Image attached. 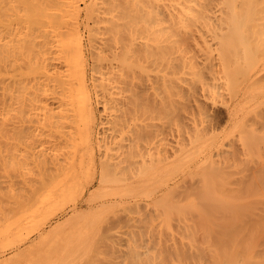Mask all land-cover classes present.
<instances>
[{"label":"bare ground","instance_id":"6f19581e","mask_svg":"<svg viewBox=\"0 0 264 264\" xmlns=\"http://www.w3.org/2000/svg\"><path fill=\"white\" fill-rule=\"evenodd\" d=\"M133 1L134 2H132L131 0H0V144L2 145V142L7 143L9 146L8 145L7 146L4 145V146L10 147L12 145V142H11V144L9 143L11 141L9 138H14V141L12 140L13 143L15 142L14 144H18V145L21 144V145H19V147L22 146V144L25 145V147H23L24 148L23 153L20 151L21 154L16 152V154L14 156H11V155L7 154V151L5 154H3V153L0 154V167H2V166L5 167V168H1V170L4 169L6 172V175L4 174L5 172L0 173V175L2 174L1 176L5 175V177L8 176V178H10V181L8 180V178L6 179L9 181V183H6L7 181L5 180V178H4L5 181H2V178H1V181L5 182V184L7 186L5 184L4 185L1 184L2 188L4 187V191L3 190L0 191V204L5 203L2 207V209H3L2 211H6L10 215L14 214V215L18 216L20 214L19 220L21 222H23L24 225H27L29 223V225L32 224L31 227L33 226V227L37 228V232H36V234L34 233L35 235L33 237L23 236L24 234L19 236V237H21L20 240H23V241H21L22 242L21 244H25V243L30 244V243H33L37 240L38 241H40V240L44 241L45 239H47L46 238L47 234L49 237H51L53 235V232H52V235L50 236L49 231L51 230L52 227H54L56 225L59 226L60 229L57 226H56L57 228L56 227L55 228L59 229V232L62 233L61 229L64 228L65 226L67 228V225L70 224L68 222H70V221H71V223L73 222L72 220H67L65 218H67L68 215L72 214L71 217L74 216L76 219V216L73 214H76L77 212H79L81 210L79 208L81 207L82 203L81 204L74 203V204H72V206H70V208H67V209L62 208L64 210H62L61 214H59L57 217H55L54 222L49 221V220L44 221L41 219V216L45 217L46 216L45 214L49 215V213H46V212H48V209L57 208L56 205L58 206L60 202L64 203L63 202L64 197L68 196L71 192H73V193L80 192L82 195H84V196L86 195L88 197H89V195L92 196V192H95L93 188H95L96 186H100L99 184H101V181H104L102 179H106L105 181H108V183L112 182L113 179L114 180L117 179V177H118V175L116 174L117 172L111 173V170H113L115 172L116 168L119 169L118 167H119L120 163L122 162V160L125 161V158L127 159V157L137 155L138 152H139L138 153V157H139L140 152H143L142 149H140L142 147L136 146V148H137L136 149L134 146L135 143H133V142L129 143V145H126L124 143H123L124 145H122L121 144L122 142L121 143L118 142V144L119 145L121 144L124 148L122 146H120L121 149L118 148L119 146L117 144L118 150H115V148L113 149V147H112V150H115L116 152L111 150L110 151L111 153L109 152L107 154V153H104L103 151H100L101 150L100 148L104 146L103 144H105V142H104L105 140L104 139L100 140L101 134H99L100 131L99 132L97 131V127H98L97 125H99V126L104 125L105 120L104 121L98 120V114L96 111V106L101 107L100 111H102V110L106 111L108 108H111V110L113 109L112 112L114 111V113H112V112H110V113L114 114L115 117L113 119H115V118L116 119L111 122V125H109V127L107 125L106 126L109 129L111 128L110 126H112V130L116 131V132L119 130H123L125 128L124 127L125 123L129 124V123H127V121L131 120V117H132L131 115L137 114L134 112H137L136 110H138L137 108L141 104V102H140V104L137 105V102H139L137 99H139L142 96V94H140V93L143 90L146 91V89L148 87L152 88L153 82H155V81H154V79L152 80L151 78H149L150 77L149 75H146V78L142 82V84L140 81L137 83L136 82L137 78L141 79V77H138V74H137L136 79L134 81V78H135L134 75L136 74L135 71L137 72V70H136L137 68H139V70L140 69L144 70V72L149 71L150 65L148 64V62L151 63L150 60L153 61V58H152L154 55L153 52L155 51V53H156V50L152 47L153 45L152 46H150V45L154 41V39H156V36L158 37L157 39H159V37H160L158 33H160L161 30L159 29L158 33L156 32L157 29L155 30V26L157 27L159 25V24L157 25V23H159L158 21L166 22V23L170 24V26L175 25L176 23L179 24L177 26H178V28L179 27L181 28V31H179L180 28L179 29L176 28L174 30H177V32H179L178 33V35H179L178 41L180 42L179 44H182L183 46L176 43L177 40L174 42L176 43V45L178 44L177 45L178 49H180L179 46H181L187 50L186 56L183 54L182 51H181L182 52L181 55L175 54V56H173L172 46H170L171 48L169 47V49L167 50V51H169L171 49L169 52L170 54H168L167 51L164 50L165 48L166 49L168 48L167 45H163L162 43L160 44L159 43L160 39L155 40V43L160 44V46L162 47V50L165 51L164 54H166V57H165L163 52H161L162 50H160L161 49L160 46L158 47V45L154 43V45H157V48H159L157 50L158 51L160 50L159 53L156 54L158 56V58H159V55H162V54H163L162 56L165 57V59L163 57H161V58H162V60L163 59L165 60V61L164 60L163 61L166 62V67H164L163 63L161 64V65H163L164 71L160 75V77H158V81L161 84H163L165 87L169 81H172V82H169L172 84L173 80L177 81L175 79V78H177L179 82L178 83L176 82L177 83L176 86L179 87L181 90H182L181 86H183L184 83H185V85L187 84L186 88H192V87L194 88V86L189 85V82L186 81L187 80L186 77L191 75V71H192L191 67H193V68L196 67L197 69L194 68V71L197 70L196 72L199 73V75L202 72H204V70H208L210 77H212V78H214L217 75L218 71L221 72V71H225L224 69H226L228 74L231 77V74L234 72L233 71L231 73V71L233 70V68L235 69L236 65L238 66V63L236 61L239 60L238 62L240 63V60L241 59L243 60L242 57L247 59V60L245 59V61H247L246 65H244V63H245L244 61H241L242 63L244 62L242 66H244V67L246 66L245 67L246 72L244 71V67H243V71H242L243 74H246V76L242 74L246 78L242 77V80H243V78L244 79H250L251 78L253 82L255 81L256 83H258V81H256V80H260L264 76V50H263L264 48H263V44H262V43H264V42H262V41H264L263 40V38H264V0H168V1L163 0L164 2H162V0H133ZM130 4L133 7H134L133 4H135L134 10L129 11L130 9H128V12H127L126 10L125 11L123 10V9H125V7H123L122 10L115 11L118 14L113 12V10L116 7L118 8L119 6H127ZM121 11H122V13H121ZM127 13H128V16H133L135 18H133V19H127L126 18L127 21L122 20L123 16L121 14H127ZM117 15H119V17L121 19ZM161 16H162V18H166V19L160 20ZM163 22H161V24ZM168 24H165V25L162 24V26H166ZM170 26L168 25L169 28H170ZM151 27H153V28H151ZM170 31H171V29H170ZM84 32L87 33V37L85 39L83 38ZM142 32H144V33L147 32L146 35L147 36L152 35L153 38L148 36L149 38H152V39L147 40V39H144L146 37H143V40H141V44L137 43L135 41L136 37H137L135 34H137V33L141 34ZM148 32H151V33L153 32V34H150ZM166 32L167 31L165 29L164 34ZM119 33H120V37H119ZM171 33L172 32H170L169 34H167V33L166 34L172 35L173 33L172 34ZM174 33H176V32H174ZM176 35L177 34H174V37ZM154 36H155V38H154ZM138 37H139L138 39L142 38L141 35H139ZM260 39H262L261 40L262 43H260ZM111 40L113 41V43L111 42ZM151 40H152V42L149 43L148 41H151ZM108 42H109V44H107ZM167 42L172 44L173 41L170 42V40H169ZM254 43L257 44L254 46V47H256V49L254 47L249 48L250 50L252 49L254 52H252V50H251V52L244 54L241 57V55H242L241 50L243 51V50L247 49L248 45L250 46L251 44H254ZM137 44H138V46H137ZM173 46H174L173 48H175V45H173ZM197 49L199 51H197ZM259 49L261 52L259 51ZM93 50L95 53L91 54V59L89 58V60H91V61H89L87 58L88 55H86V52L92 51V53H93ZM194 50H196L195 52H199L200 54L202 52L201 50H205L206 52L203 51L202 56H200V57H203L204 56L203 53L205 52L204 58L206 57V59L204 61H201V62H200V60L197 61V59L200 58V57L198 58L199 53L198 54L196 53L197 54V59H196L195 58L196 54L194 55V53H193ZM212 50L213 51L217 50L218 56L213 55ZM256 50L258 51L257 53L259 54V55L256 54V56L258 55L259 58L255 56ZM138 53H139V55L142 54L144 56L143 57L140 55L141 58L143 57V58H146V60H148L147 63H145V65L143 63H142V65L141 64L136 65L135 61L137 59H135V57ZM182 54L185 57H183ZM157 56H156V58H157ZM252 56H255V57H252ZM149 58H151V59H149ZM156 58H155V60L157 61L158 58L157 59ZM255 58L257 60L256 64H254L255 62L253 61ZM146 60L144 59V62H146ZM162 60H161V62H162ZM158 61L160 63V59ZM158 61L154 62L155 65H156V63L158 64ZM231 61L236 62L237 64L234 63V65H235L234 66ZM229 63L231 65H233L232 67H230L232 70L229 69V67L227 69V66ZM249 63H252V65L254 64L253 67H250L251 64L249 65ZM186 65H187L188 69L190 68V71L188 69H185V70L183 69V68H186ZM247 65H248V67H247ZM156 67H158V66H156ZM249 67L252 69H254L255 67L256 68L254 70L251 69L252 70L251 71V70H249L250 69ZM150 68H152V67H150ZM153 68L156 69L155 67H153ZM238 68L239 67H237V69ZM246 68H249V69H246ZM151 70H153V69H151ZM161 70L158 71V75H159V72ZM187 70L190 72V74ZM247 70H249L251 72H249L247 74ZM183 71L185 72V74H187V75L184 74V76H186L184 78H186V79L181 78V77H183V75H181L183 73ZM144 72L140 73V74L143 75V74H145ZM236 73H239V72L236 71ZM146 74H148V73H146ZM152 74H154V73H152ZM202 75H203V73H202ZM204 75H206V74H204ZM239 75H241V74H239ZM256 75H257V77H256ZM192 76H194L193 78L195 80V75H192ZM219 76L221 77L222 75H219ZM219 76L217 75V77H219ZM236 76H238V75H236ZM191 77H188V78L191 80ZM197 77L199 78V76H197ZM258 77L259 78L261 77V78L259 79ZM212 78H211V80H212ZM222 78H224V77L222 76ZM232 78H233V76H232ZM240 78H241V76H240ZM182 79L185 80L184 83H182L183 85H181V82H183ZM263 80H264V77L262 78V80H260L259 84L262 83L261 81H263ZM222 81H225V80H222ZM252 81L249 80L248 83H251ZM206 82H208V81H206ZM253 82L251 84H253ZM198 83H202V81L201 82L199 81ZM225 83L227 84V81H225ZM225 83H223V84H225ZM232 84L233 83H231V85ZM188 85L191 87H188ZM255 85L256 84L253 85V89L255 88L254 87ZM218 86H219V84H218ZM168 87L172 88L171 85ZM168 87L166 88L167 90H168ZM200 87L201 86H199V88ZM238 87H240V86H238ZM238 87H236V88H238ZM158 88H159V86H158ZM186 88L184 89V87H183V91L186 90ZM199 88H197V90ZM209 88H208V90H211ZM259 88L261 89V87H259ZM259 88H258V90H259ZM263 88L261 89L262 92L264 90ZM246 89H247L246 91L248 92V90L251 88L249 87ZM156 90H158V89H156ZM187 90H190V89H187ZM214 90H215V88H214ZM214 90L212 89V91L216 94L218 90L216 92ZM254 90H255L254 92L258 94V92H256L257 90L256 89H254ZM203 91H205V90L203 89ZM235 91H236V89L234 90V92ZM161 92H158V93H161ZM187 92L185 94H187ZM243 92H245V91H243ZM153 93H155V92H153ZM208 93L209 92H207L205 94H208ZM220 93L223 94L225 92L223 91ZM260 93H261V91H260ZM168 94H170V91L168 92ZM168 94H167V97H169ZM175 94H176V92H175ZM175 94H173V93L170 94L171 99H172V95H175ZM222 94H220V95H222ZM180 95H181V93H179V97H182ZM189 95H191V93H189L187 95V98L185 96V98L187 99L188 105H189V102L191 101L190 100L191 97H189ZM199 95H198V97H199ZM191 96H193V95H191ZM208 96H209V94H208ZM250 96H251V94H250ZM253 96H255V98H257L256 94ZM257 96L259 97V96H261V94L257 95ZM156 97H157V95H156ZM261 97L263 98V101H264V97L263 96H261ZM162 98L163 99L160 98L159 100L160 101L163 100L164 102H166V99L164 100L165 97H162ZM255 98H253L255 104H257V105L259 104L260 106L262 103L264 104V102L262 101V98L258 99L259 102H257V99H255ZM188 99L190 101H188ZM230 99H228V100H230ZM247 99H248V101H250L248 97H246L245 100H247ZM260 99H261V102H260ZM173 100H174V102L176 101L175 98ZM201 100L199 101L197 98H195L196 103L194 102V99L190 103L193 104V102H194V104L198 105L199 109H203L205 106H203L204 104L203 105L201 104L202 103ZM208 100H210V99H208ZM255 100L257 103L255 102ZM160 101H159V103L162 105L163 102H160ZM179 101L181 102L182 100H180V98H179ZM183 101L186 102L185 100H183ZM223 101H225V99ZM241 101H243L246 104L248 102V101L246 102L244 100H241ZM205 102H207V101H204V103ZM215 102L216 101L214 100V101L209 102V103H212L214 105ZM243 102H241V104ZM252 102H253V100H252ZM145 103H146V101H145ZM249 103H248V105H250ZM254 103H253V105H255ZM54 104H56V105H54ZM160 104H157V105L161 106ZM178 104L179 103H177V105ZM226 104H227V102H226ZM163 105L166 106L168 104L164 103ZM163 105L161 106V108L163 107ZM231 105L234 106L233 104H231ZM240 105L234 106L235 109L232 106H229V108L232 107V110L231 111L229 110V112H227L228 116L227 115L226 116L228 118V121L231 122V125L234 124V126H236V125L240 126V119L237 115V111L241 110V108H242V106L240 107ZM152 106L154 107L153 104H152ZM183 106H185L184 103H183ZM193 106L195 108L196 105H193ZM243 106H244V104H243ZM245 106H247V105H245ZM142 107H143V105H142ZM153 107H152V109H153ZM175 107H176V105H175ZM206 107H207V105H206ZM236 107H239L240 109L238 108L239 109L238 110V109H236ZM145 108H147V109H145ZM148 108L149 107L148 106L146 107V105H145L142 109L148 110ZM176 108H178V107H176ZM255 108L256 107L254 106V109ZM242 109H244V108H242ZM177 110H179V108L176 109L174 112L176 113ZM149 111L150 110L146 111V113ZM245 111H249L248 113H250V109L249 110L245 109ZM258 111H260V110H258ZM240 112H242V111H240ZM152 113H154V112H151V116H152ZM172 113H170V114H172ZM204 113H206V112H204ZM140 114L141 113H140V109H139L137 115H140ZM176 114L178 115V111ZM250 114H252V112ZM262 114L260 113V115H258V116L256 115L255 116L256 118L254 117V115H255L254 114L253 120L252 119H250V120L254 121L255 119H257V120H255V122L257 121L256 124L263 126L264 125V114L263 115ZM99 115H101V114H99ZM145 115H147V114H145ZM177 115L175 116L176 118H175L174 124H176V122H177L176 120H178ZM182 115L183 114H181V117L183 118ZM239 115H240V113H239ZM243 115L246 116V114H241V118L245 119V120H242V119L241 120L243 122H246V120H248L247 119L248 117H245ZM140 116H138V119ZM164 116H165V114H164ZM111 117H113V116H111ZM181 117H178V118H181ZM128 118H130V119L128 120ZM171 118H173V117H171ZM84 119H86V121ZM181 119L179 121H181ZM132 120H134V119L132 118ZM250 120L248 121V122H250L249 124L243 123L241 121L242 122L241 126L242 125L245 126L246 124L248 126L250 124L252 125L254 122L252 123ZM82 121H84V122H82ZM170 122H171V120H170ZM134 123H136V122H134ZM145 123H146V125H145ZM145 123H141V124L137 123L138 125L136 124L135 127H134V125L132 127H134V130H136V131L138 128H139L138 131L141 129L142 132H139V133H141L142 135L145 132H147V134L145 133L144 135L149 134L152 136V137L149 135L145 136L146 137L145 139H147V141H144V143H145L144 145L142 144L143 150L147 149L148 151H151L152 148H154L153 143L156 142L155 137L157 138L159 136L157 138V140H158L157 142H159V138H160V140L162 139L161 142H159V144H160V143H162L163 140L165 141L164 136L165 137H166V135L169 136V134H165V133H168L169 131H166L167 130L166 128H168L167 123L162 125V127L160 126V128L158 127V125H157L158 128L154 127V125H153V127H151V132L147 127H145V126H150V124H147L148 122H145ZM178 123H179V125L182 126V124H180V122H178ZM184 123H187V122H184ZM212 123L215 125L214 122H212ZM142 124H143V126L145 125L144 126L145 128H143L141 126ZM157 124H158V121H157ZM213 124H212V128L214 127ZM221 124H222V122H221ZM171 125H172V122H171ZM176 125H178V124H176ZM247 125L244 127V129L246 128L245 130H247V129L248 130L242 131L244 129L241 128L242 129L241 131L243 133L247 132V134H248L250 127L248 128ZM253 125H255V124H253ZM181 126L177 127L178 130H180ZM185 126H187V125H185ZM107 127H105V129H107ZM231 127H229V128L233 129ZM252 127L256 128V125L251 126V128ZM175 128L176 127L174 126V128H172V129H175ZM142 129L147 130V131H145L143 133ZM153 129H155V131ZM172 129H170V127H169L168 130H170V132H172V131H174ZM211 129H210V124H209V128H208V126L206 128H199L198 133L201 134L202 136L206 135L209 132H210V134H213V132H215V131H213L211 133V131H210ZM237 129L240 130V128H237ZM100 130H101V128H100ZM252 130H250V131H252ZM105 131H104V133H105ZM110 131H111V129H110ZM113 131L110 134H112ZM175 131H177V130H175ZM188 131H189L188 133H190V130H188ZM231 131H233V130H231ZM241 131H239V132L242 133ZM129 132H131V130ZM153 132H155V133H153ZM181 132H179V131L175 132V134H177L176 136H178V133L180 135ZM193 132H192V134H193ZM225 132H226V130H225ZM258 132H259V130H258ZM106 133H107V131H106ZM151 133H153V134H151ZM172 133H174V132H172ZM172 133H170V134H172ZM183 133H185V131H183ZM183 133H182V136H183ZM231 133L232 132H230V135H232L234 132L232 134ZM136 134H138V133L136 132ZM187 134L185 133L184 135H187ZM194 134H196V132H194ZM194 134L192 136H194ZM197 134H196V137H198V138H196V137L192 138V136H190L191 138H188L189 142H187V144L189 143L188 146L190 145V147H191L193 145V143H196L198 141H200V142L196 143L190 150H187L186 149L187 147H186L185 148V150H187L186 154L189 152L191 153V150L192 151L193 150L201 151V149H205V152H204V154L199 152L200 154H203V155H201V157H200V155H198L200 158L199 161L197 160L198 161L197 162L195 160L196 163H194V165L187 167L188 168L187 171H189V173H191V176H192V174L197 173L199 171L198 170L199 168H200L201 172H202L201 169H203L204 171L206 170L204 172L205 174H203V172L202 173L199 172L201 175L203 174V176L204 175L207 177L209 176L208 178L201 176L203 178H206L205 180L202 178L203 182L204 181L206 182L207 179H210L214 175V174L212 175V173L218 172L220 174H226V175H224V177H226L225 183L223 182L221 188L219 189V191H221L222 193L224 192L227 195H230L233 193L235 196L236 193L238 192V190L240 189L239 187H241V186H242L241 188L244 189L245 192L247 191L246 189H248V191L250 189V191H251L252 187H250V188H249V186H247L248 188L246 187V185H247L245 183L246 179L244 180L245 182H242L243 179L245 178V177L243 178V176H245V174H242V175L239 174V177L241 175L243 178V179L240 178V179H242V181L238 179L239 182L237 180L236 181H233V180L230 181L227 178V177L232 178L233 176H235L236 174L234 173V171L237 172L238 170H241L240 166L238 167L237 170H234V169L237 166L236 161L239 160V162H240L242 157H243V156L240 157L241 156L240 154L245 155V153H246L244 148H242L243 150L241 149L242 151H239L240 149H238L236 146H234L235 144L234 145L232 144V143H234V142H232V140H231L232 143L230 141H228L231 144H229L230 146L229 145H227V146L231 147V150L233 149L234 151L231 152V151L227 150L228 153L229 152L231 153V154L230 153L227 154L226 149H225L224 158H221V160L217 159V161H215L214 159H212V157L214 155H216L215 154L216 150L220 153V151L218 149L222 148L221 146H220V148H218V149L216 148L215 150L213 148V147H217V141H218L217 134H216V137H213V139L211 137V139H210L211 146H209L207 148H206L207 145L205 146V143H203V141L201 142V139L198 140L200 137ZM223 134H225V133H223ZM104 135H106V134H104ZM173 135H170V136L173 137ZM188 135H190V134H188ZM220 135H222V134H220ZM228 135H229V133L227 132L226 136H228ZM230 135H229V137H230ZM248 135H250V134H248ZM255 135H254V137H252V136L251 137L255 139V137H256ZM73 136H74V138H72ZM135 136H137V135H135ZM176 136L174 138H176ZM182 136L180 135V137L178 138V140H179L178 144H180V145L185 144V146H186L187 144L185 141L187 140L186 139L187 136H185L186 137L185 138L186 140H184L185 143L183 142V139H180V138H182ZM78 137H80L82 139V141H84V144H85L84 146L86 147L85 150H86L87 158L89 161L88 163H91L94 167H96V169H97L96 171H98V177L96 176L94 178H91V180H89L88 182H86V183L84 182L85 183L84 185H82L80 183V181H78L77 179H78V176H79L78 173L81 170V167L83 166V164H85L84 161L86 160V158H85L86 155L85 156L83 155L85 150L82 152L83 154L81 153L79 155L80 157L76 155L77 153L75 154V152H77V151H75L76 147H75V150H74V148H72V150H70V151L66 148L68 151L65 152L63 150L65 153H57V152H54V150H53L56 146L59 147V145H61V144L66 145V146H62L63 148L67 147L68 144H71V141L73 139H74V141L79 140ZM102 137L104 138L105 136L102 135ZM149 137L152 140L151 144H150L151 140ZM244 137L248 139V137H246V136H244ZM107 138H108V136H107ZM107 138H106V141L108 142L109 139L107 140ZM153 138H154V140H153ZM241 138L245 139V138H243V136H241ZM8 139L10 141H8ZM137 139L139 140L140 138H137ZM191 139L195 140V142H193L194 140L192 141V145H191ZM102 140H104V141L101 143ZM138 140H137V142H138ZM148 140H149V144L146 143V142H148ZM253 140H251V141H253ZM153 141H155V142H153ZM219 141H221V140H219ZM241 141L242 140L240 139V142ZM243 141H245V140H243ZM134 142H136V141H134ZM169 142H170V140H169ZM169 142H166L167 144L163 142L165 145L164 146L162 145V146L163 147L168 146ZM173 142H174V144L172 147H171V145H172L171 143H170L171 145H169L171 148H173V147H175V145H177V144H175L176 143L175 141H173ZM95 144L97 145V147L99 148V151L102 152L103 155H101V153H99V155H101V156H98V155L94 156L95 152H96L95 151V146H96ZM197 144L202 145V146H199ZM221 144H224V142ZM237 144L239 145V143H237ZM136 145H137V143H136ZM155 145H157V144H155ZM180 145H177L176 149L173 148V151H170L171 149L169 147H166V148H168V151H170L169 154L172 155L171 153L175 152V150H177L179 147L180 148L178 149V151L181 150L182 145L181 146ZM232 145H233V148H232ZM241 145H242V143H241ZM185 146L183 145V149ZM198 146H199V148H198ZM203 146H204V148H203ZM243 146H245V145L243 144ZM254 146H255V144H254ZM12 147H13V145L10 148H12ZM71 147H72V145H71ZM71 147H69V148H71ZM194 147H196V148H194ZM234 147H236V148L234 149ZM1 148L4 149L3 147H1ZM80 148H82V147H80ZM5 149L7 150L8 148H5ZM78 149H79V147H78ZM102 149H104L105 152H108V149H111V147L109 145H107V143H106V145ZM158 150L159 151L157 153H159L160 150L162 152V149H158ZM163 151L165 152V151H167V149L163 150ZM178 151L175 152V154L178 153ZM197 151H196V153H198ZM255 151H256V146H255ZM263 151H264V149H263ZM164 152H163L164 156L158 155V154H157V156H155L157 158H151V156H150L151 161H152V159H154V160L156 159V161H158V163H160V167H159V164H156V163H155L156 166H154V163L150 162V160H149V163H151V165L150 166H149V164L146 165L147 162H145V163H143L144 168H141V170H144L145 168L148 169V167H149L150 169H148V170L146 169L144 172L149 174L148 172L151 171L150 172L151 176L153 175V173H155V171L156 172L161 171V173L158 174V176L161 175L163 171H166L165 175L167 177L171 174H174L176 172L175 167L173 169L174 172L172 171L173 173L169 174L170 173L169 169L171 167L172 162L171 163L169 162L170 161L169 160L170 158L168 157L169 155L167 156V158H168L167 159L165 157L167 153L164 154ZM193 152L195 153V151H193ZM222 152L223 151H221V153ZM247 152L249 153V155H246V156L250 157L251 152H249V150ZM256 152H258V151H256ZM79 153L80 152H78V154ZM144 154H146V153L144 152ZM159 154H161V153H159ZM184 154H185V152H183L180 156H182ZM186 154H185V158H189L190 157L189 155H191V154H188V157H187ZM257 154H255V155H257ZM173 155H174V153H173ZM178 155H177V157L180 158V156H178ZM159 156H160V158L161 157L163 158L164 162L161 161L160 158H158ZM172 156H171V161L173 160ZM173 157H176V156L174 155ZM216 157L219 158V156H216ZM216 157H214V158H216ZM249 157H248V159H249ZM157 159H159L160 162ZM176 159H174V160H176ZM178 160H180V159H178ZM190 160H192V159H190ZM249 160H248V162H249ZM253 160H257V159L253 158ZM130 161H128L129 163L127 162L128 164L125 163L126 168L124 167L125 165H123V166L121 165V166L124 167V169H127L128 168L127 165L131 164ZM243 161H244V159H243ZM243 161L241 162L242 164H243ZM138 162H140V161H138ZM162 162L165 164L162 165L163 164ZM180 162L182 163V161H180ZM232 162L233 163L236 162L235 163L236 166H233V167H235L234 169H232V165H234V164H232ZM135 163L136 162H134V164ZM175 163H177V162L175 161L174 164ZM181 163H178L177 165L176 164L175 165L180 167ZM136 164H138V163H136ZM140 164H141V162H140ZM166 164L169 166H167ZM251 164H253V163H251ZM27 165H31V167L29 166L31 168V172H32L30 174H32L33 177L31 176V178L30 177L24 178V177L19 176V174L18 175L16 174L18 172V170L21 171V169H22V171H23L24 168H25L23 171L24 173L23 172H21V173L25 174V170H27L26 169ZM161 165L163 166V169H162ZM140 166H142V165H140ZM164 166H165V168H164ZM262 166H261V169H258L259 171L262 170V168H263ZM151 167L152 168L157 167V168L155 170V169H152ZM179 167H177V169H179ZM252 167H253V165H251V167H249V168H252ZM6 168H8L11 171L13 170V172L11 173L10 171H6L7 170ZM166 168H168V169H166ZM185 168H183V170ZM135 169H136V167H135ZM138 169H136V170H138ZM171 169H172V167H171ZM245 169L241 170L242 173H243V171H245ZM14 170H16V172H14ZM141 170L138 172V174L141 172ZM247 170H249V169H247ZM255 170H254V172H255ZM117 171L119 172V170H117ZM7 172H10V173H7ZM26 172H28V171H26ZM131 172H135V171L131 170ZM144 172H142L141 174H145ZM239 172L240 171H238V173ZM251 172H253V171L251 170L248 172L249 175L251 174ZM257 172H255V173H257ZM13 173H15L16 175L12 176ZM18 173H20V172H18ZM28 173H26L27 176L29 175ZM178 173H179V175H178ZM178 173L176 172L178 177H177V175H176V177L175 176L174 177L169 176V178L171 177V180H170L171 182H167L165 184V187L163 189L159 190V191H162L163 195L165 193H169L170 192L169 190H171V192H173V193L170 192V195L167 194L169 196V198H167V200H165L166 203H164V206H163V203L161 201L158 202L159 204H162L163 207H165L167 204L165 211L167 212L168 218L163 221V223L166 222L167 224L166 223L160 224V226H159V224H158L159 221L154 217V219L157 220L158 222H156V223L154 222L156 225L153 223L152 226H154V225L157 226V224H158L159 228H164L163 226L165 225V228L162 229L164 231V234H165V230L169 231V229H166L167 228L166 225H168V226L170 225V226H173L174 228H176L175 227V224H176L177 225L176 229H173V227H171V229H173L174 232L180 231L178 229V226H180L179 228H181V226H183V228L181 229L182 232L180 231L182 236L179 234V232L174 233L173 231H169V233L170 234L174 233L177 236V238L179 240L178 239H171V240H175V242H176V240L181 242L180 238H179L180 236L184 239V242H181V243L177 242L178 244L174 243V244H172V246L175 249L174 250L175 253L178 255L186 254V250H187V252H189L190 257L184 256L185 258L187 257L185 264H187V263L192 264L193 262L195 264V261H197V259L195 257H194V259H191L192 256L194 255V254H192V256H191V254H190L191 252L192 253L197 252L196 254H200L201 252L205 253L206 251L208 252L209 258L211 259V264L212 263L213 264H264V254H263V250H264L263 241L264 240H262L263 236H264V233H262V232H264V216L262 219V213H261V211L263 212V210H264V205H263L264 203H263L262 199H260V201L255 200V199L262 198L264 196L260 197L259 195H261V194H258V195L255 194V193H258V192H256L257 188H255V186H254L253 187L254 191L253 190L251 192L249 191V194H248V191L246 193H243V195L241 193H239V194L237 193L236 198L235 197L234 198L236 200L238 196H239L238 198H240V195H242V197H243L246 194H247V197L249 198V195L251 193H254L257 197L259 196V198L255 197L253 194H251L252 197L255 198V199L252 198L253 200H255L256 202L258 201V203L261 202V200H262V202H261L262 204L260 203V205L262 206L263 210H261V208H259V210H261V211H259L258 209H256V207H254L258 203L256 204L255 201L252 202L251 197L249 198V199H251V201L250 200L248 201L246 196L243 197V198H246L245 200H243V198L241 197L242 199L241 198L240 199L243 200V202H244V204H243V202L240 203L242 205L237 204V202L235 200H233V201H235L236 203H233L230 201V199H234V198H231L229 196V198H230L229 199V198H226V195L224 196L221 194L216 197L217 198L216 201H212L213 200L212 198H214L213 196H215V195H213L214 182H212L213 184L210 182L214 180L215 176L212 177L213 179H210L209 181L207 180L208 183L204 182V184L206 185V189L202 187V186L205 187V185H202L203 184L202 180L200 178L198 179V180H200L199 182H201V183H199V195L202 196V194H200V191L203 188V190L205 189L203 191L204 193L202 192L203 194H205L206 191H207V193L208 192H210V194L212 193L211 196H210V194L209 195L206 194V195H208L209 199L206 196H203L204 198L202 197V200L203 199L204 200L202 201L201 198H199V196H198V198H195L194 197L195 195L194 196L192 195L193 197L189 198L190 194H192V193L195 194L194 193L195 188L192 187L190 184H188L189 186L188 185L186 186L187 182H184V184H183V182H181V180L182 179L185 180V177H186L185 173H182V172L180 173L179 170H178ZM232 173H234L235 175L233 174V176H232ZM248 173H247V175H248ZM112 174L113 175L116 174V178L114 177L115 175L112 176ZM163 174H164V172H163ZM230 174L232 177L229 176ZM260 174H261V172H260ZM263 174H261L260 177L263 180V184H264V176H262ZM62 175H64V176H62ZM186 175H187V173H186ZM9 176H11V177H9ZM23 176H26V175H23ZM127 176L128 175H126V178H127ZM166 176L164 178H166ZM187 176H190V174ZM191 176H190V178H191ZM13 177H15V178H13ZM16 177L20 178L18 180V182H17V180L13 181L14 179H17ZM148 177H149V175H148ZM122 178H123V180L125 179L124 177H122ZM235 178H237V176ZM186 179L189 180V178H186ZM258 179L260 180V178H258ZM178 180H179V184L182 183V185H185V186H181V184L180 185L178 184L179 185L178 187H176V186L174 187L172 184L173 183L176 184ZM145 181H147V180L145 179ZM164 181L166 182V179H164L162 182H164ZM251 181L253 182V180H251ZM131 182H129L130 184L129 183L128 184L131 185ZM147 182H145V183H147ZM254 182H255V180H254ZM115 183L116 182H114V184ZM135 183L138 184V181ZM145 183L144 184L142 183V184L145 185ZM242 183L246 184L245 187L242 185ZM128 184H127V186H129ZM150 184H152V183L149 182L148 185H150ZM200 184H201V188H200ZM208 184H211V185H208ZM118 185H119V183H118ZM101 186H103V185H101ZM124 186H126V185H124ZM207 186H209V187H207ZM261 186H263L262 187V189H263L264 185L261 184ZM121 187H122L121 185L119 187L112 186V185H111V188L106 187L105 189L109 188L111 190L108 191L109 190L108 189L107 190L108 192L105 194H110V195L116 194L117 195L118 191L125 188V187H122V188ZM129 187H127V188H129ZM135 187H136V185H135ZM135 187H134V190L139 188V186H137L138 188L137 187L135 188ZM97 188H99V187H97ZM116 188L117 189L119 188V189L117 190ZM144 188H146V186ZM148 188H149V186H148ZM173 188L175 189L174 191H172ZM207 188H208V190H207ZM105 189L103 190V188H102L101 190H103V192H106ZM242 189H240L239 192H244V190H242ZM123 190H124L125 195H127V193H131L134 191L132 189L131 192H127V191L131 190V188L127 189L126 192H125V189H123ZM123 190H121L119 192V194L121 193L120 197L122 196ZM145 190H148V189H145ZM211 191H213V192H211ZM257 191H259V190H257ZM96 192H97V190H96ZM134 192H136V191H134ZM139 192L140 191H138V193ZM175 192L179 196H175L176 195ZM98 193L102 194V192H98ZM146 193H148V192L146 191L145 195H146ZM5 194H7V196H4ZM81 194H79V195L81 196ZM95 194H97V193H95ZM140 194H142V193H140ZM233 194H232V196H233ZM172 195H174V196H172ZM70 196H71V194H70ZM99 196L102 197L101 195H99ZM156 196H154V197H156ZM88 197H87V199H88ZM177 198L179 199V201L177 200ZM205 198H207V200H205ZM87 199H85V200H87ZM90 199H91V197L89 198V200ZM135 199H136V197H135ZM154 199L157 200V198H154ZM154 199H153V201H154ZM183 199L185 202H182ZM160 200H163V199H160ZM237 200H239V199H237ZM91 201H94V199L92 198ZM84 202H86V201H84ZM112 202H109V203H112ZM114 202L118 203V202H116V200H114ZM121 202H120V204H121ZM239 202H241V201H239ZM249 202H252V203H249ZM105 203L103 202L102 204H105ZM109 203H107L108 204L107 206H109ZM134 203H136V202H134ZM143 203H145V202L143 201ZM87 204H88V202H87ZM152 204L157 205L156 203H153V202H152ZM251 204L254 205L253 206L254 210L251 209V207H252ZM135 205L137 206V204H135ZM155 205H153V206L156 208ZM124 206L126 207L127 205H124ZM162 206L159 205V207H161V208H162ZM62 207H63V205H62ZM96 207H98V206H96ZM96 207H94V208L97 209ZM176 208L179 209L178 213L176 212ZM247 208H250L251 212H248L246 210ZM98 209H97V211H98ZM136 209H138V208H136ZM173 209L176 212V215H175L174 211L172 213ZM250 209H248V210H250ZM91 210L93 211V208ZM111 210L113 211V213L114 212L117 213V209L116 210L111 209ZM121 210H122V207H121ZM132 210H130V211L132 212ZM256 210H258L259 212H257ZM83 211L84 210H82V213H83ZM130 211H127V212H130ZM161 211L163 212L164 210L161 209L160 213H161ZM253 211H255V212H253ZM133 212H137V211H133ZM155 212L156 211H154V213L152 214V217L148 216L149 218L147 217V219H149V221L151 222L150 218H153V216L157 217V216H160L162 214L161 215L162 219H161V217H160L161 220L159 219L160 222H162L163 217H164V219L166 217V212H163L164 214L161 213L159 215H158L159 212L158 213L156 212L157 214ZM184 212H185V214H184ZM79 213H81V212H79ZM85 213H88V212L85 211ZM91 213H89V214H91ZM137 213H139V212H137ZM146 213H148V212H146ZM146 213H144V215ZM149 213L147 215H149ZM83 214H82L83 217L81 215H79V216H77V218L82 217L81 219H83V218L84 219L83 220L79 219V220H81V222L84 220H85L84 222H87V219H85ZM93 214H94V212H93ZM93 214H92V216L95 217V215H93ZM154 214H156V215H154ZM144 215H142V216L144 217ZM163 215H165V216H163ZM117 217H118V215H117ZM8 218H10V217H8ZM46 219H48V218H46ZM61 219H65V223L64 222H62L63 224L61 223L63 226H61V224H59V222H61ZM70 219H72V218H70ZM192 219H195L194 222ZM79 220H77V221H79ZM90 220H91V224L93 222H95V220L92 222L93 219H90ZM126 220H127V218H126ZM129 220L130 219H128V221ZM140 220L142 222L143 219L141 218ZM173 220H175V224H174ZM188 220H191L192 222L189 224L190 221L188 222ZM7 221H10V220H6V222ZM75 221L73 224H76ZM98 221H96V222H98ZM134 221H135V219H134ZM149 221L147 220V222H149ZM84 222L80 223V221H79V224H81L82 226L84 225V229H82L83 227L81 225H73L74 227L77 226L76 229H79V228L81 229V230L79 229V231L77 230L76 232H73V233L70 230V225H69V230H70L69 232H71L70 234L71 235L74 234V235H72L73 236L72 238H70V236L68 234L69 232L64 231L66 237L69 236L68 241L65 240V242L67 241L68 243L64 242L65 244H68L65 246V248L69 247L70 251H71V252H67L68 254L66 253V256H68V255L70 256L72 254H75V256L77 257V251L79 249L82 252L83 249L87 250V248H89L92 245V243L94 244L96 242V240H97V243L100 242V241H98L99 237L95 238L96 240L94 239L95 242H93V240H91L92 238L89 239V241H87V239H84V238H90L88 235V232L86 234V231L89 229L90 224L84 223ZM96 222H95V225H96ZM126 222H124V224H126ZM145 222H146V220L143 222V225L146 224L145 227H148L147 222L146 223ZM150 222L148 223L149 225H151V223H152V222L151 223ZM6 224H8V225H6L3 228H0L1 229L0 230V237H2V236L6 237V238L11 237V235L14 234V229L12 230V228H10L9 226H11V224L17 225L18 222L14 223V224H13V222H11V223L7 222ZM100 224H101V222H100ZM95 225L93 224L94 227H95ZM184 225H186V226H184ZM188 225L189 226L191 225V227H189ZM193 225H196L197 228H195L196 226H193ZM22 226L23 225H21V227ZM170 226H169V228H170ZM184 227H185L186 231L188 228H190L189 231H191V228L192 229L194 228V229L191 232H189V231L185 232L183 230ZM95 228L97 229V226ZM17 229H19V228H17ZM17 229H15V231ZM32 229L35 230L34 228H32ZM56 229H55V231H56ZM76 229H74V230H76ZM140 229H141V227H140ZM195 229H197V230L199 229L198 231L196 230V233H198L199 237L201 236L200 235V233H201L203 235L202 238L199 239V237L197 238V234L196 235L193 234V231L195 233ZM66 230H68V228ZM12 231H13V233H12ZM51 231H53V230H51ZM88 231H90V230H88ZM96 231L100 232V230L99 231L96 230ZM183 231H184V233H186L187 237L185 236V234H183ZM56 232L58 233V230ZM155 232H157V229H155ZM61 233L59 234L60 235L59 237L56 235L58 237V239L55 240V243H57L60 238L64 239L65 236L62 237L63 235L61 236ZM66 233L68 234V236ZM90 233H92V232L90 231L89 234ZM93 233H95V232L93 231ZM169 233H167V231H166L165 235H167V238L168 237L172 238L173 236H168ZM187 233H191V234L188 236ZM17 234H19V231ZM100 234H102V233H100ZM108 234H110V233H108ZM111 234H113V233H111ZM114 234H116V233H114ZM158 234H159V236L161 235V238H164V236H163L164 234L162 235V233H160V230H159ZM176 236H175V238H176ZM190 236H192V237L194 236L195 238H193V239H196V241L195 240L194 241L198 244H194L195 242L193 241V239H191L192 237H190ZM14 237H13V239H14ZM108 237L110 238V236H108ZM112 237H115V235ZM155 237H158V235ZM117 238H119V237H117ZM101 239H103V238H101ZM136 239H139V238H136ZM186 239L187 240L189 239L190 242L192 240L194 243L193 242L190 243V242H188L189 240L187 241ZM198 239L201 241V243L198 242L199 241ZM0 240H1V238H0ZM14 240H16V239H14ZM52 240H54V239H52ZM81 240H82V242H81ZM85 240L88 243H86V246L84 245V247H83L82 245H83V242ZM171 240H169V242H171ZM5 241H6V239H5ZM185 241H186V243H185ZM115 242H117V241H115ZM187 242H188V244H187ZM102 243H104V242H101L100 245ZM184 243L187 246L188 245L190 246V244H192L196 248V249L193 248L195 251L192 249L188 250L187 248H189V247H187ZM21 244H20V242H18V244L17 245L15 244V245L18 249H21V247H20ZM44 244H45V242H44ZM135 244H138V243L135 242ZM146 244H147V242H146ZM103 245H105V244H103ZM78 246H79V249H78ZM87 246H89V247H87ZM92 246L96 247V244L92 245ZM167 246H168V248L170 247V245H167ZM110 247H111V245H110ZM110 247L109 246L107 247V248H109L108 250H111ZM173 247H171V248L173 249ZM50 249H52V248L50 247ZM89 249H91V248H89ZM155 249H156V250H154L155 252L154 251L153 252L155 253L156 256L154 255V253H152V254L156 257V258H154L155 259L154 261H156V263L159 260L162 261L161 256H162V258L165 257L164 259H166L169 256L170 257L173 256L172 249L170 250L172 252V255H167V254L161 255L162 252L160 253L159 251H157V250H160V248H155ZM112 250H113V248H112ZM135 250L138 253V249H133V247H132V250H131V248H130V251H132L134 255L132 254V252H127L126 256H131V255H133V256L137 255V256H135V257L131 256L129 258H126V260L133 258V260L136 263H134L133 260L129 261L132 264H138L139 262L141 264H144V263L146 264L147 263V261H145L146 258H143V260H140L143 257L145 252L144 253L141 252L142 253V255H141V253H138V254L135 253ZM50 251H51V253H49ZM66 251H67V249H66ZM73 251H75V252H73ZM92 251H94V250H91L89 252L91 253ZM127 251H128V249H127ZM156 251H157V253H156ZM170 251H169V253H170ZM81 252H80V254H83V256H85V254L87 253L86 251L85 252L83 251V253H81ZM163 252H168L167 247H166V250L164 249ZM48 253H46V255L44 256V257H47V259L50 257V255H53L52 250H48ZM95 253H97V252L92 253L93 256L91 254L90 255L92 257H94ZM106 253H104V254L106 255ZM113 253H114V251H113ZM128 253L129 254L131 253V254L129 255ZM158 253L160 255V256H158L160 259L157 258ZM18 254H20V253L18 252ZM80 254H78V256ZM87 254H86L85 258L87 256H89V254L88 255ZM109 254H110V252L108 253V255ZM23 255L24 254H22V256ZM138 255H140V258L138 259L139 262L136 261L137 260L136 257H138ZM165 255H167V256H165ZM20 256H21V254H20ZM22 256H21V258H22ZM72 256H70V257H72ZM83 256H81L82 260L86 261V264H90L92 262L94 263V261H88L87 262L88 259H85ZM149 256L150 255H148V254L146 255V257H149ZM199 256L201 257V255H199ZM68 257H66V258L68 259ZM150 257L151 258L148 259L150 261H148L147 264H149V263L153 264V262H151L152 261L151 259H153V258H152V256H150ZM188 257H189V259H188ZM196 257H197V255H196ZM50 258H52V260L50 259L51 261L50 260L47 261L48 263L50 262V264H53V262H54V264L55 263L59 264V263H57V261H58L57 259H53V256H51ZM77 258H79V257H77ZM88 258L90 259V257H88ZM93 259L95 260L96 257H94ZM164 259L162 262H159V263L163 264L164 261L165 262L168 261L169 264L170 263L181 264L179 258H178L179 261H177L178 263L176 262L177 259L175 261H172L173 257L171 258L172 260H170V258H169V260L168 259L164 260ZM184 259L183 258L181 259L182 263H184V261H185ZM69 260H70V258H69ZM75 260H77V259H75ZM91 260H92V258H91ZM109 260L110 259H108L107 261H109ZM188 260H190V261L193 260V261L191 263L190 261L187 262ZM99 261H100V259H99ZM74 262H73V264H76L77 261L75 263ZM111 262L114 263L113 261H110V263ZM129 262H128V264H130ZM173 262H175V263H173ZM198 262H200V261H197L196 263H198ZM35 263H37V262H35ZM81 263H84V262L81 261ZM95 263L97 264L96 261H95ZM104 263H106V261ZM156 263L154 262V264H156ZM168 263H164V264H168ZM200 263L202 264V262H200ZM200 263H198V264H200ZM68 264H69V261H68ZM70 264H71V260H70ZM99 264H100V262H99ZM117 264H118V262H117Z\"/></svg>","mask_w":264,"mask_h":264},{"label":"rangeland","instance_id":"374dc122","mask_svg":"<svg viewBox=\"0 0 264 264\" xmlns=\"http://www.w3.org/2000/svg\"><path fill=\"white\" fill-rule=\"evenodd\" d=\"M132 2H134L133 0H131ZM166 1H168V0H166ZM162 2H164L163 0H162ZM134 5V7L133 6H131V4L130 5H127V6H119L118 8L116 7L114 10H113V12L114 13H117V12H115V11H120V10H122L123 9V7H125V9H123L124 11L126 10L127 12H128V9H130L129 11H132V10H134L135 9V4H133ZM127 8V9H126ZM121 13H122V11H121ZM118 14V13H117ZM123 17H122V20H124V21H127V19H133V18H135V17H133V16H128V13L127 14H121ZM108 16V15H107ZM118 17H119V15H117ZM120 18V17H119ZM127 18V19H126ZM121 19V18H120ZM162 19H166V18H162V16L160 17V20H162ZM159 23H157V27L155 26V30H156V32L158 33V31H159V29L162 31H160V33H158L159 34V39H157L158 37L156 36V39L157 40H159L160 42V44L162 43L163 45H167V49L165 48L164 50L165 51H167L168 49H169V47L170 46H172V50H173V52H172V54H173V56H175V54L176 55H181V53L183 52V54L186 56V49L184 48V47H181V46H183L182 44H179L180 42L178 41L179 40V35H178V33L179 32H177V30H174V29H176V28H178V26L177 25H179V24H175V25H172V26H170V24H168V23H166V22H163V21H158ZM161 22H163L162 24L163 25H165V24H168L169 26H170V28L168 27V25H166V26H162V24H161ZM150 24V23H149ZM154 24V23H153ZM161 24V25H160ZM153 26V25H152ZM166 27V28H165ZM175 27V28H174ZM151 28H153V27H151ZM180 28V27H179ZM178 28V29H179ZM166 29V33L167 34H169L170 32H172L171 34L172 35H167L166 33L164 34V30ZM170 29H171V31H170ZM154 30V29H153ZM174 30V31H173ZM179 31H181V28H180V30ZM174 32H176V33H174ZM148 33H150V34H153V32L151 33V32H148ZM139 33H137V34H135L137 37H136V42L137 43H140L141 44V40H143V37H146V38H144V39H147V40H150V39H152L153 38V36L151 35H148V36H150V37H152V38H149L146 34H147V32H142L141 34H139V35H141V39H138L139 37V35H138ZM146 36H145V35ZM157 34V35H158ZM174 34H177L175 37H174ZM144 35V36H143ZM165 35V36H164ZM168 37H167V36ZM83 38L85 39L86 37H87V33L86 32H84L83 33ZM119 37H120V33H119ZM148 37V38H147ZM154 38H155V36H154ZM156 39H154V41L152 42V40L151 41H148L149 43H151V45L150 46H152L155 50H156V53H155V51L153 52V61L152 60H150L151 61V63L150 62H148V64L150 65V67H152V68H150L149 67V71L148 72H144V70H139V68H137L136 70H137V72L135 71V75H134V81H135V79H136V75L138 74V77H141V79L140 78H137V80H136V82L138 83L139 81L141 82V84H142V82L145 80V78H146V75H149L150 77L149 78H151L152 80L154 79V81L155 82H153V86H152V88L151 87H148L147 89H146V91H142L140 94H142V96L139 98V99H137L139 102H137V105H139L140 104V102H141V104L139 105V107L137 108L138 110L140 109V113L142 114H140V115H137L138 114V110H136L137 112H134V113H137L136 115L135 114H133V115H131L132 117H131V120H132V118L134 119V120H130V121H127V123H129V124H126L125 123V128L123 129V130H119V131H113L112 130V126H110L111 128V131H110V129L108 128L109 127V125H111V122L112 121H114L115 119H113L115 116H114V114H112V113H114V111L112 112V110H111V108H108L106 111H104V110H102V111H100L101 109V107L100 106H96V111H97V114H98V120L100 121H104V125H97L96 127H97V131L99 132V134H101L100 136H101V138H100V140L101 139H104V140H102L101 141V143L104 141L105 142V144H103L104 146L106 145V143H107V145H109L110 147H111V149H108V152H105V150L104 149H102L103 147H101L100 149V151H103L104 153H109L111 150H112V147H113V149L115 148V150H118L117 149V144H118V142H122L121 144L122 145H124V144H126V145H129V143H135V148H136V146L137 147H142V148H140V149H142V151L143 152H140V155H139V157H138V153H137V155H133V156H130V157H127V159L125 158V161L124 160H122V162L120 163V165H119V169H115V172L113 171V170H111V173H116L117 175H118V177H117V179H113V181L112 182H109L108 183V181H105L106 179H102V180H104V181H101V184H99L100 186H96L95 188H93L94 189V191L95 192H92V196H90L89 195V197L88 196H84V195H82L80 192H76V193H73V192H71L70 194H71V196H70V194L68 195V196H65L64 197V203H62V202H60L59 203V205L57 206L56 205V207L57 208H54V209H48V212H46V213H49V215H47V214H45L46 216L44 217V216H41V219L42 220H49V221H55V217H57L59 214H61L62 213V210H64V209H67V208H70V206H72V204H74V203H77V204H81V207L79 208V209H81L79 212H81V213H79V212H77L76 214H73V215H75L76 216V219H75V217L73 216V217H71V215H68L67 216V218H65V219H67V220H72L73 222L71 223V221L70 222H68V223H70V224H68L67 225V228H68V230H66L67 228H66V226L64 227V228H62L61 229V231H62V233L61 232H59V226H57L59 229H56L57 227L56 226H54V227H52L51 228V230H53V231H49V235L51 236L52 235V232H53V237L51 236V237H49L48 236V234H47V236L49 237H47L46 236V238L47 239H45L44 241L43 240H40V241H35V242H33V243H30V244H28V243H25V244H21L22 242L21 241H23V240H20L21 239V237H19V236H21V235H23V236H27V237H33L35 234H36V232H37V228H35V227H31V225L32 224H30L29 225V223L27 224V225H24V223L23 222H21L19 219H20V214L17 216V215H14V214H12V215H10V214H8L6 211H2L3 209H2V207H3V205L5 204H0V228H3V227H5L6 225H8V224H6L7 222L8 223H11V222H13V224L14 223H17L18 222V224L17 225H12L11 224V226H9L10 228H12V230L14 229V234L13 235H11V237H8V238H6V237H4V236H2V237H0L1 238V240H0V264H50V262L48 263L47 261H49L50 259L52 260V258H50L51 256H53V259H57L56 261H57V263H59V264H68V261H69V264H70V260H71V264H73V262L75 261H77L76 262V264H86V261H83L82 260V257L81 256H83V254H80V252H81V250L79 249V246H78V251H77V257H79V258H77L76 256H75V254H72V255H70V256H72V257H70L69 255V257L68 256H66V253L67 252H71L70 251V248L68 247V248H65V246L66 245H68V244H65L67 241H68V238H69V236H70V238H72L73 236L72 235H74V234H70L71 232H69L70 230L72 231V233L73 232H76L77 230L79 231V229H76V227L77 226H73V225H81V224H79V221H80V223H82V222H84V221H82L81 222V220H83V219H81L83 216H82V214L84 215V217H85V219H87V222H84V223H88V224H90V227H89V229L88 230H90L92 233H90L89 234V232L90 231H86V234H87V232H88V235H89V237L90 238H84V239H87V241H89V239H91V240H93V242H95L94 241V239L95 238H97V237H99V240L98 241H100V242H98L97 243V240H96V242L93 244L92 243V245H95L96 244V247H94V246H87V247H89V248H91V249H89V248H87V250L85 249H83V251L85 252H87L88 254H89V256H87L86 258H85V256H86V254H85V256H83L85 259H88L87 260V262L88 261H94V263H95V261L97 262V264H99V262H100V264H117V262H118V264H128V262L129 261H131V260H133V258L131 259H129V260H126V258H129V257H131V256H133L134 254H133V252L132 251H130V248H131V250H132V247H133V249H138V253H141V252H145L144 253V255H143V257L140 259V260H143V258H146V260L145 261H147V263H148V261H150V260H148V259H150L151 257L150 256H152V258L153 259H151L152 261L151 262H153V264H154V262L156 263V261H154L155 259L154 258H156L155 256V251L154 250H156L155 248H160V250H157V251H159L160 253H161V255L162 254H167V255H172V252H173V260L171 259L172 257H167L166 259H168L169 260V258H170V260H172V261H175L176 259V262L177 261H179L180 260V263L181 264H185L186 263V258L184 257V256H189V252H187V250H186V254H180V255H178V254H176L175 253V249H174V247L172 246V244H174V243H176V244H178V243H181V242H184V239L181 237L182 236V234H181V232H182V228H183V226H181V228H179L180 226H178V229L181 231H178L179 232V234L181 235H179L178 237L180 238V241L181 242H179V241H177L176 240V242H175V240H171V239H178L177 238V236L174 234V233H176L177 231H175L174 232V230L173 229H176L177 228V225L175 224V220H173L174 221V224H175V227L176 228H174L173 226H170V228H169V226L168 225H166V229H169V231H173L174 233H169V231L168 230H165V234H166V231H167V233H169L168 234V236H173L172 238H170V237H168L167 238V235H165L164 234V231L162 230V229H164L165 228V225L163 226L164 228H159V226H160V224H165V223H163V221L164 220H166L168 217V215H167V212L165 211L166 209V207H167V204H166V206L165 207H163L164 206V203H166V201L165 200H167V198H169V196L168 195H170V192H171V190H169L170 192L169 193H165L164 195L162 194V191H159L160 189H163L164 187H165V184L167 183V182H171L170 180H171V177L169 178V176H172V177H176V172L178 173V170H179V172L181 173H185V180L184 179H182L181 180V182H183V184H184V182H187V184H186V186L188 185V184H190L192 187H194L195 188V194H190L189 195V198H191V197H193L194 195V197L195 198H198V196H199V198H201V200H202V197L203 196H206L207 198H208V195L210 194V192H208L207 193V191H206V193L205 194H203L204 192V190L206 189V185L204 184V182H203V179L205 180L206 178H208L207 176H203V174H205L204 172L206 171H204L203 169H201L202 170V172H203V174L201 175L199 172H201L200 171V168L198 169L199 171L197 172V173H194V174H192V176H191V173H189V171H187L188 170V168L187 167H190V166H192V165H194V163H196L195 162V160L197 161H199V156L198 155H200V157H201V155H203L204 154V152H205V149H201V151H197V150H193V151H195V153L191 150V153L189 152V153H187L186 154V151L187 150H190L196 143H198V142H200V141H198V140H200L201 139V142L203 141V143H205V146H206V148L207 147H209V146H211V141H210V139H211V137H212V139H213V137H216V134H217V138H218V141H217V147H213L214 148V150L217 148H220V146L222 147L221 149H218L219 151H220V153L216 150V155H214L213 157H212V159H214L215 161H217V159L218 160H221V158H224V156H225V154H224V151H225V149H226V152H227V150L228 151H231V152H233L234 150L232 149L231 150V147H229L230 145L229 144H231L232 142H234V143H232L234 146H236L238 149H240L239 151H242L243 149L242 148H244V150L246 151V153H245V155H242V154H240L241 156L240 157H242V159H241V161L239 162V160L238 161H236L237 162V166H236V162H232V164H234V165H232V169H234L235 167H233V166H236V168L234 169V170H237L238 169V167L240 166V168H241V170H244L245 168V171H243V173H242V171L241 170H238V171H240L239 173H238V171L237 172H235L234 170V173L236 174H234V173H232V176H233V174L235 175V176H231V174L229 175L230 177H232V178H229V177H227L228 178V180H230V181H238L239 182V180H241L242 181V179H243V181L242 182H245L244 184L242 183V185L245 187V185H246V187L247 186H249V188L250 187H252L251 188V191L253 190V187L255 186V188H257V190H259V191H257L256 190V192H258V193H255V194H261V195H259L260 197L261 196H264V188L262 189V187L263 186H261V184L262 185H264L263 184V180L261 179V174H263L264 173V151H263V147H264V125L262 126H260V125H258V124H256V122H255V120H257V119H255L254 121H252L253 120V118L257 115H260V113L262 114L263 112H264V104L262 103L261 104V106L258 104H255L254 103V99L253 98H255V96H253V95H255L256 94V97L257 98H255V99H257V102H259V98H262L261 96H263L264 97V90H263V92H262V88L264 87L263 85V83H264V80L263 81H261L262 83H260L259 84V82H260V80H262V78L264 77H258L260 80H256V81H258V83H256L255 81L253 82L252 81V79L250 78V79H244V78H246V77H244L243 75H245L246 76V74H243L242 73V71H243V67L244 66H242L243 65V63H244V65H246L247 64V61H245V59L246 58H244V57H242L244 54H247V53H249V52H251V50L249 49L250 47L251 48H253L255 45H257L256 43H254V44H251L250 46L248 45L247 46V49H245V50H241V53H242V55H241V57L243 58V60L241 59L240 60V63L238 62V61H236L237 63H238V66L236 65H234V63H236V62H233V61H231L232 62V64L235 66V69L233 68V70L230 68V67H232L233 65H231L230 63L228 64V66H227V69H228V67H229V69H231L232 71H231V77H230V75L228 74V72H227V70L226 69H224L225 71H218V73H217V75L219 76V75H222L224 78H222V76L220 77H217V75L214 77V78H212V77H210V74H209V72H208V70H204V72H202L203 73V75H202V73L199 75V73H197L196 71H194V68L195 69H197L196 67H191V75L190 76H184V74H185V72L183 71V73L181 74V75H183V77H181V78H183V79H186L187 78V80L186 81H188L189 82V85H191V86H194V88L192 87V88H186V86H187V84L185 85V83H184V81L185 80H183V82H181V85H183L182 83H184V85L183 86H181L182 87V90L179 88V87H177L176 86V84L179 82L178 81V79L177 78H175L177 81H174L173 79V83L171 84V83H169V82H172V81H169L168 83L172 86V88L171 87H168V86H170L168 83L166 84V87L163 85V84H161L159 81H158V77H160V75L163 73V71H164V68H163V65H164V67H166V62H164L165 60V57H166V54H164V50H162V47L160 46V44H157V43H155V40ZM170 40V42H174V41H176L177 40V42L176 43H178L179 45H181V46H179V48L181 49H178V44L176 45V43L174 44L173 42H172V44H170L169 42H167V41H169ZM261 40L262 39H260V43H262V42H264V41H262L261 42ZM263 40H264V38H263ZM120 41V40H119ZM111 42L113 43V41L111 40ZM157 42V41H156ZM154 43L155 44H157L158 45V47L160 46V50H162L161 52H163V54L165 55V57L164 56H162V55H159V58H158V56L156 55L157 53H159V51L157 50V49H159V48H157V45H154ZM107 44H109V42L107 43ZM139 44V45H140ZM263 44V48H264V43H262ZM261 44V45H262ZM173 45H175V48H173L174 46ZM259 45V44H258ZM137 46H138V44H137ZM260 46V45H259ZM111 47V46H110ZM171 48V47H170ZM255 49H256V47H254ZM258 48V47H257ZM110 49V48H109ZM203 49V48H202ZM171 50V49H170ZM170 50L169 51H167V53L168 54H170L169 52H170ZM176 52H175V51ZM233 50V49H232ZM235 50V49H234ZM264 50V49H263ZM182 51V52H181ZM196 50H194V55L197 53H199V52H195ZM197 51H199L198 49H197ZM202 52L203 51H205V50H201ZM200 51V52H201ZM222 51V50H221ZM259 51H260V49H259ZM202 52H201V54L199 53L198 54V58L200 57V56H202ZM206 52V51H205ZM205 52L203 53L204 54V56H205ZM233 52V51H232ZM252 52H254L253 50H252ZM258 51L256 50V53H255V56H256V54H258L257 53ZM261 52V51H260ZM263 52V51H262ZM95 52H94V50H93V53H92V51L90 52V51H88V52H86V55H88L87 56V58H88V60H89V58L91 59V54H94ZM224 53V52H223ZM161 54V53H160ZM171 54V55H172ZM182 54V56L183 57H185L184 55ZM197 54L195 55V58L197 59ZM212 54L213 55H216V56H218V53H217V50H215V51H213L212 50ZM90 55V56H89ZM141 56H143L142 54H140ZM139 55V53L136 55V57H135V59H137L136 61H135V63H136V65H138V64H141L142 65V63L145 65V63H147V61L148 60H146V58H141V56ZM259 55V54H258ZM256 56V57H258L259 58V56ZM156 56H157V58H158V60L160 59V63H159V61H158V64L156 63V65H155V63L154 62H157L156 60H155V58H156ZM204 56L203 57H200L199 59H197V61H199L200 60V62L201 61H204L205 59H206V57L204 58ZM255 56H252V57H255ZM161 57H163L164 59V61L162 60V58ZM172 57V56H171ZM182 57V58H183ZM156 58V59H157ZM257 58V59H258ZM140 59V60H139ZM144 59L146 60V62H144ZM149 59H151V58H149ZM161 60H162V62H161ZM247 60V59H246ZM251 60V59H250ZM89 61H91V60H89ZM142 61V62H141ZM241 61H244L243 63L241 62ZM255 63L254 64H256V58L253 60ZM250 62V61H249ZM163 63V65H161ZM236 63V64H237ZM242 63V64H241ZM253 63V62H252ZM252 63H249V65L251 64V66L250 67H253V65H252ZM160 64V65H159ZM231 65V66H230ZM240 65V66H239ZM156 66H158V67H156ZM153 67H155L156 69H154ZM237 67H239L238 69H237ZM246 67V66H245ZM245 67H244V71H245ZM247 67H248V65H247ZM249 67V68H250ZM159 68V69H158ZM163 68V69H162ZM193 68V69H192ZM249 68H246V69H249ZM256 68V67H255ZM254 68V69H255ZM151 69H153V70H151ZM158 69V70H157ZM162 69V70H161ZM184 70L185 69H188V67H187V65H186V68H183ZM252 68H250L249 70H251ZM254 69H252V70H254ZM139 70V71H138ZM159 70H161L160 72H159V75H158V71ZM189 71H190V68L188 69ZM187 70V71H188ZM249 70H247V74L249 73V72H251V71H249ZM157 71V72H156ZM188 71V72H189ZM236 71H238L239 73H236ZM145 73V74H140V73ZM196 72V73H195ZM246 72V71H245ZM146 73H148V74H146ZM152 73H154V74H152ZM157 73V74H156ZM221 73V74H220ZM189 74H190V72H189ZM204 74H206V75H204ZM239 74H241V75H239ZM243 74V75H242ZM185 75H187V74H185ZM192 75H195V80H194V76H192ZM236 75H238V76H236ZM192 76V77H191ZM197 76H199V78L197 77ZM232 76H233V78H232ZM240 76H241V78H240ZM184 77H186V78H184ZM188 77H191V80L188 78ZM229 77V78H228ZM242 77H244L243 78V80H242ZM256 77H257V75H256ZM210 78V79H209ZM211 78H212V80H211ZM200 79V80H199ZM231 79V80H230ZM257 79V78H256ZM198 80V81H197ZM221 80V81H220ZM222 80H225V81H227V84L225 83V81H222ZM229 80V81H228ZM233 80V81H232ZM246 80V81H245ZM252 81L253 82V84H251V83H248V81ZM193 81V82H192ZM201 82L202 81V83H198V82ZM206 81H208V82H206ZM216 83H215V82ZM235 81V82H234ZM175 82V83H174ZM177 82V83H176ZM213 82V83H212ZM233 83L232 85H231V83ZM223 83H225V84H223ZM238 83V84H237ZM218 84H219V86H218ZM254 84H256L254 87V89H256L257 91L256 92H258V94L257 93H255L254 91V89H253V85ZM263 84V85H262ZM159 86V88H158V86ZM188 85V87H191V86H189ZM222 85V86H221ZM258 85V86H257ZM198 86V87H197ZM199 86H201L200 88H199ZM210 88H209V87ZM226 86V87H225ZM228 86V87H227ZM238 86H240V87H238ZM246 86V87H245ZM263 86V87H262ZM168 87V90L166 89ZM183 87H184V89L186 88V90L187 89H190V90H184L183 91ZM204 87V88H203ZM213 87V88H212ZM236 87H238V88H236ZM251 88V89H249L248 90V92L246 91L247 89L246 88ZM259 87H261V89L259 88V90L261 91V93H260V91L258 90V88ZM152 90H151V89ZM197 88H199L198 90H197ZM208 88L209 89H211V90H208ZM214 88H215V90H214ZM222 88V89H221ZM228 88V89H227ZM244 88V89H243ZM155 89V90H154ZM156 89H158V90H156ZM169 92L170 91V94H175V92H176V94L175 95H172V99H171V95L170 94H168V92L166 91V90ZM171 89V90H170ZM179 89V90H178ZM203 89L205 90V91H203ZM207 89V90H206ZM212 89L216 92L217 90V95L212 91ZM236 89V91L234 92V90ZM264 89V88H263ZM150 92H149V91ZM197 92H196V91ZM253 92H251V91ZM155 92V93H153V92ZM162 91V92H161ZM173 91V92H172ZM180 91V92H179ZM190 91V92H189ZM211 91V92H210ZM225 92V93H220V92ZM243 91H245V92H243ZM250 91V92H249ZM158 92H161V93H158ZM187 92V94H185ZM200 92V93H199ZM207 92H209L208 94H209V96H208V94H205V93H207ZM247 92V93H246ZM148 95H147V94ZM157 93V94H156ZM179 93H181V95L180 96H184L183 98L182 97H179ZM184 93V94H183ZM189 93H191V95H193V96H191V95H189V97H191L190 98V100L188 99V101H190V102H192L193 101V99H194V102L196 103V101H195V98H197L199 101L201 100V104L203 105V106H205L203 109H199V107H198V105L197 104H194V102H193V104H191L190 102H189V105H188V102H187V95L189 94ZM197 93V94H196ZM212 95H211V94ZM247 95H246V94ZM255 93V94H254ZM261 94V96H257V95H260ZM263 93V94H262ZM157 95V97H156V95ZM167 94L169 95V97H167ZM200 94V95H199ZM220 94H222V95H220ZM226 96H225V95ZM245 94V95H244ZM250 94H251V96H250ZM151 97H150V96ZM198 95H199V97H198ZM215 95V96H214ZM244 95V96H243ZM165 97L164 98V100L166 99V102H164L163 100L162 101H160L159 99L161 98V99H163L162 97ZM175 96V97H174ZM185 96H186V98H185ZM202 96V97H201ZM208 96V97H207ZM217 96V97H216ZM223 96V97H222ZM153 97V98H152ZM156 97V98H155ZM213 97V98H212ZM240 97V98H239ZM246 97H248L249 98V100L250 101H248V99L247 100H245L246 99ZM253 97V98H252ZM142 98V99H141ZM158 98V99H157ZM176 99V101L174 102V100L173 99ZM179 98H180V100H185L186 102H180L179 101ZM193 98V99H192ZM207 98V99H206ZM215 98V99H214ZM225 99V101H223L224 99ZM227 98V99H226ZM231 98V99H230ZM238 98V99H237ZM152 99V100H151ZM206 99V100H205ZM208 99H210V100H208ZM228 99H230V100H228ZM160 102H163V104L164 103H166V104H168V105H166V106H164L163 104V107L161 108V104L159 103V101ZM216 101L215 102V104L213 105L212 103H209V102H212V101ZM219 100V101H218ZM229 102H228V101ZM241 100H244V101H248L247 102V104L246 103H244L243 101H241ZM252 100H253V102H252ZM144 103H143V102ZM145 101H146V103H145ZM168 101V102H167ZM204 101H207V102H205L204 103ZM209 101V102H208ZM221 101V102H220ZM262 101H263V98H262ZM158 102V103H157ZM172 102V103H171ZM226 102H227V104H226ZM234 102V103H233ZM241 102H243L242 104H241ZM250 102V103H249ZM255 102H256V100H255ZM256 102V103H257ZM260 102H261V99H260ZM264 102V101H263ZM160 104L161 106H159V105H157V104ZM176 103V104H175ZM177 103H179L178 105H177ZM181 103V104H180ZM183 103H184V105L185 106H183ZM208 103V104H207ZM221 103V104H220ZM248 103L250 104V105H248ZM253 103L255 104V105H253ZM152 104L154 105V107L152 106ZM231 104H233L234 106H239L240 104V107L242 106V108H244V109H242L241 108V110H239L240 108L239 107H236V109H238L239 111H237V115H238V117H239V119H240V126H234V124H232L231 125V122L230 121H228V118H227V112H229V110L231 111L232 110V107L235 109V107L234 106H232ZM239 104V105H238ZM243 104H244V106L245 105H247V106H243ZM54 105H56V104H54ZM142 105H143V107L146 105V107L148 106L149 108H148V110H150L151 112H154V113H152V116H151V112L149 111V112H147L146 113V111H148V110H145V109H147V108H145L144 110L142 109L143 107H142ZM175 105H176V107H178L179 108V110H177L178 111V115L176 114L177 113V111H176V113L174 112L176 109H178V108H176L175 107ZM188 105V106H187ZM193 105H196L195 106V108H194V106ZM206 105H207V107H206ZM211 105V106H210ZM153 107V109H152V107ZM158 108H157V107ZM174 106V107H173ZM187 106V107H186ZM229 106H232L231 108H229ZM253 106V107H252ZM254 106L256 107L255 109H254ZM142 107V108H141ZM165 107V108H164ZM226 107V108H225ZM160 108V109H159ZM171 108V109H170ZM176 108V109H175ZM190 108V109H189ZM192 108V109H191ZM110 109V110H109ZM171 111H170V110ZM214 109V110H213ZM245 109L247 110H249L250 109V113L252 112V114H250V113H248L249 111H245ZM143 110V111H142ZM187 110V111H186ZM203 110V111H202ZM213 110V111H212ZM227 110V111H226ZM258 110H260V111H258ZM160 111V112H159ZM166 111V112H165ZM223 111V112H222ZM240 111H242V112H240ZM104 112V113H103ZM110 112H112V113H110ZM173 112V113H172ZM204 112H206V113H204ZM240 113V115H239V113ZM246 112V113H245ZM163 113V114H162ZM168 113V114H167ZM170 113H172V114H170ZM183 114L182 116H183V118L181 117V114ZM203 113V114H202ZM248 113V114H247ZM99 114H101V115H99ZM145 114H147V115H145ZM154 114V115H153ZM164 114H165V116H164ZM241 114H246V116L245 115H243V116H245V117H248L247 119L248 120H246V122H243L242 120H245V119H242L241 118ZM255 114V115H254ZM264 114V113H263ZM262 114V115H263ZM135 115V116H134ZM178 116V117H181V118H178L177 117V119L178 120H176L177 122H176V124H178V125H176V124H174L175 123V116ZM191 115V116H190ZM227 115V116H226ZM253 115H254V117H253ZM261 115V116H262ZM111 116H113V117H111ZM134 116V117H133ZM138 116H140L139 117V119H138ZM169 116V117H168ZM173 117V118H171V117ZM147 119H146V118ZM157 117V118H156ZM166 117V118H165ZM168 117V118H167ZM208 117V118H207ZM260 117V116H259ZM142 118V119H141ZM156 118V119H155ZM185 118V119H184ZM210 118V119H209ZM226 118V119H225ZM256 118V117H255ZM258 118V117H257ZM130 118H128V120H129ZM136 119V120H135ZM152 119V120H151ZM181 119V121H179ZM213 121H212V120ZM242 119V120H241ZM250 119H252V120H250ZM85 121H86V119H84ZM170 120H171V122H172V125H171V122H170ZM216 120V121H215ZM251 121L253 124H255L256 125V128L255 127H252L251 128V126H255V125H247V124H249L250 122H248V121ZM109 121V122H108ZM136 122V123H134V122ZM148 122L147 124H150V126H145L146 125V123L145 122ZM157 121H158V124H157ZM168 121V122H167ZM210 121V122H209ZM243 123H247L246 125L248 126V128H249V131L250 130H252V131H248V134H250V135H248L247 134V132H245V133H243L242 131H247V130H245L244 129V127L246 126L245 124V126H241V124H242V122ZM82 122H84V121H82ZM106 122V123H105ZM150 122V123H149ZM178 122H180V124H182V126L181 125H179V123ZM183 122V123H182ZM184 122H187V123H184ZM200 122V123H199ZM209 122V123H208ZM212 122H214L215 123V125L212 123ZM221 122H222V124H221ZM109 123V124H108ZM141 124V123H145V127H147L149 130H150V132H151V127H153V125H154V127H156V128H160V126L162 127V125H164V124H166L167 123V127L168 128H166L167 130L166 131H169L170 132V130H168L169 129V127H170V129H172V128H174V126L176 127L175 129H172V130H174V131H172V132H174V133H172V132H170V133H172V134H170L169 132L168 133H165V134H169V136H167L166 135V137L164 136V138H165V141L163 140L162 141V143H160L159 144V142H161V140H160V138H159V142H157L158 140H157V138L159 137H155V140H156V142L155 141H153V142H155V143H153L154 144V148H152V150L151 151H148L147 149H145V150H143V145L145 144L144 143V141H147V139H145L146 137L145 136H148V135H144L145 133L147 134V132H145V131H147V130H144V129H142L143 130V135L141 134V133H139V132H142L141 131V129L138 131V129H137V131L136 130H134V127L136 126V124ZM155 123V124H154ZM160 123V124H159ZM131 124V125H130ZM137 124V125H138ZM204 124V125H203ZM209 124H210V129L212 128V124H213V126L215 127H213L210 131H211V133L213 132V131H215V132H213V134H210V132L209 133H207L206 135H201V134H199L198 133V129L199 128H206L207 126H208V128H209ZM108 127H107V126ZM130 125V126H129ZM134 125V127H132ZM157 125H158V127H157ZM169 125V126H168ZM185 125H187V126H185ZM230 125V126H229ZM104 128H103V127ZM143 128H145L144 126H143V124L141 125ZM178 126H181V128H180V130H178ZM232 126V127H231ZM105 127H107V129H105ZM132 127V128H131ZM140 127V126H139ZM229 127H231V128H233V129H230ZM100 128H101V130H100ZM131 128V129H130ZM183 128V129H182ZM189 128V129H188ZM219 128V129H218ZM237 128H240V130L239 129H237ZM241 128H243L244 130H242ZM131 130V132H129L130 130ZM185 131V133L187 134L189 131L188 130H190V133H188V134H190V135H184L185 133H183V131ZM215 129V130H214ZM230 129V130H229ZM107 131V133H106V131ZM154 131H155V129H153ZM175 130H177V131H179V132H181V136H182V133H183V136H182V138H180V139H183V142H184V140H186L185 142H186V144H187V142H189L188 141V138H191L190 136H192L193 134H194V132H196V134L200 137L198 140L196 139V138H198V137H196V134H194V136H192V138L193 137H196L195 139L198 141V142H196V143H193V145H192V141L194 140V139H191V147H190V145L188 146V144L185 146V144H183L185 147H184V149H183V145H182V148H181V150H179L178 151V149L180 148H178L177 150H175V152H177L178 151V153H176L175 154V152H173L174 153V155L176 156V157H173L174 155H173V153H171L172 155H170L169 153H170V151H173V148H175L176 149V146L177 145H180V144H178L179 143V140H178V138L180 137V135H179V133H178V136H176L177 134H175V132H177V131H175ZM225 130H226V132H225ZM231 130H233V131H231ZM236 130V131H235ZM241 131L242 133H240L239 131ZM255 130V131H254ZM258 130H259V132H258ZM104 131H105V133H104ZM113 131V133L112 134H110L111 132ZM187 131V132H186ZM193 132V134H192V132ZM136 132L138 133V134H136ZM149 132V133H150ZM227 132L229 133V135H230V132H234L232 135H230V137H229V135L228 136H226L227 135ZM239 132V133H238ZM109 133V134H108ZM153 133H155V132H153ZM153 133H151V134H153ZM223 133H225V134H223ZM104 134H106L107 136H108V138H107V136L106 135H104ZM114 134V135H113ZM133 134V135H132ZM137 135V136H135V135ZM164 134V135H165ZM174 134V135H173ZM192 134V135H191ZM220 134H222V135H220ZM240 136H239V135ZM257 137H255V139L254 138H252V137H254V135ZM258 134V135H257ZM102 135L103 136H105L106 138H107V140H108V142L106 141V138L104 137H102ZM110 135V136H109ZM131 137H130V136ZM170 135H173V137L172 136H170ZM209 135V136H208ZM236 135V136H235ZM112 136V137H111ZM114 136V137H113ZM136 138H135V137ZM140 136V137H139ZM144 136V137H143ZM149 136H151V135H149ZM154 136V135H153ZM176 136V138H174ZM185 136H187V138L185 137ZM241 136H243V138H245L244 136H246V137H248V139L247 138H245V139H242L241 138ZM252 136V137H251ZM263 136V137H262ZM111 137V138H110ZM152 137V136H151ZM210 137V138H209ZM220 137V138H219ZM222 137V138H221ZM225 137V138H224ZM227 137V138H226ZM229 137V138H228ZM232 137V138H231ZM250 137V138H249ZM262 139H261V138ZM72 138H74V136L72 137ZM128 138V139H127ZM137 138H140L139 140L137 139ZM150 138V137H149ZM168 138V139H167ZM186 138V139H185ZM225 140H224V139ZM238 138V139H237ZM242 140L241 142H240V139ZM252 138V139H251ZM11 141H10V140ZM8 139V141H10L9 143L11 144V142H12V145H13V147L12 148H10V147H5V146H7L8 144L7 143H3L2 142V145L0 144V154L1 153H3V154H5L6 153V151H7V154H9V155H11V156H14L15 154H16V152H18V153H20V151L23 153V150H24V148L23 147H25V145H23L22 144V146H20L19 147V145H21V144H14L13 143V141H14V138H9ZM78 139L79 140H75L74 141V139L71 141V144H68V146L67 147H62V146H66L65 144L63 145V144H61V145H59V147L58 146H56L53 150H54V152H57V153H65V152H67L68 150L70 151V150H72V148H74V150H75V147H76V150L75 151H77V152H75V154L77 155V156H79L85 149H86V147L84 146L85 144H84V141H82V139L80 138V137H78ZM113 139V140H112ZM125 139V140H124ZM136 139V140H135ZM178 141H176V140ZM254 139V140H253ZM258 139V140H257ZM13 140V141H12ZM111 140V141H110ZM127 140V141H126ZM136 141V142H134V141ZM137 140H138V142H137ZM150 140H151V138H150ZM153 140H154V138H153ZM169 140H170V142H169ZM190 140V139H189ZM219 140H221V141H219ZM224 140V141H223ZM231 140H232V142H231ZM243 140H245V141H243ZM251 140H253V141H251ZM7 141V142H8ZM173 141H175L176 143L175 144H177V145H175V147H173V148H171L172 146H173V144H174V142ZM181 141V140H180ZM224 142V144H221V143H223ZM228 141H230L231 143H229ZM255 141V142H254ZM115 142V143H114ZM128 142V143H127ZM151 142H152V140L150 141V144H151ZM166 143V142H169V145H171V147L168 145V146H166V147H169L171 150L170 151H168V148H166V147H163L165 144L164 143ZM184 142V143H185ZM193 142H195V140L193 141ZM246 142V143H245ZM124 143V144H123ZM136 143H137V145H136ZM146 143H148L149 144V140H148V142H146ZM171 143V144H170ZM182 143V142H181ZM237 143H239V145L237 144ZM241 143H242V145H241ZM259 143V144H258ZM119 145L118 144V148H120L121 149V147L120 146H122V145ZM141 144V145H140ZM143 144V145H142ZM152 144V145H153ZM155 144H157V145H155ZM167 144V143H166ZM221 144V145H220ZM243 144L245 145V146H243ZM254 144H255V146H256V151H258V152H256L255 151V146H254ZM257 144V145H256ZM5 145V146H4ZM71 145H72V147H71ZM96 145V144H95ZM114 145V146H113ZM139 145V146H138ZM159 145V146H158ZM163 145V146H162ZM180 145V146H181ZM197 145H199V144H197ZM223 145V146H222ZM227 145H229V146H227ZM233 145H232V148H233ZM9 146V145H8ZM18 146V147H17ZM133 146V147H134ZM199 146H202V145H199ZM199 146H198V148H199ZM227 146V147H226ZM248 146V147H247ZM1 147H3L4 149L5 148H8L7 150L5 149H2ZM58 147V148H57ZM62 149H61V148ZM69 147H71V148H69ZM78 147H79V149H78ZM80 147H82V148H80ZM97 145L95 146V155L94 156H96V155H98V156H101V155H103L102 154V152H100L99 151V148L97 147ZM123 147V146H122ZM160 147V148H159ZM187 147V148H186ZM224 147V148H223ZM236 147H234V149L236 148ZM240 147V148H239ZM247 147V148H246ZM251 149H250V148ZM68 150H67V149ZM124 148V147H123ZM164 148V149H163ZM167 149V151H163V150H166ZM185 148L187 149V150H185ZM189 148V149H188ZM194 148H196V147H194ZM203 148H204V146H203ZM62 151H61V150ZM137 149V148H136ZM158 149H162V152H161V150H160V152L159 153H161V154H159V153H157L159 150ZM237 149V150H238ZM242 149V150H241ZM261 149V150H260ZM57 150V151H56ZM65 152H64V151ZM80 150V151H79ZM115 150H112V151H115ZM155 152H154V151ZM185 150V151H184ZM249 150V152H251V155H250V157L249 156H246V155H249V153L247 152ZM61 151V152H60ZM147 151V152H146ZM196 151L199 153H203V154H198V153H196ZM221 151H223L222 153H221ZM253 151V152H252ZM13 152V153H12ZM78 152H80L79 154H78ZM116 152V151H115ZM144 152L146 153V154H144ZM163 152H164V154L165 153H167L166 154V158H167V156L170 158L169 160V162L171 163V167H172V169H171V167H170V173L169 174H171V173H173L174 172V167L176 168V172L174 173V174H171V175H169L168 177L165 175V172L166 171H163L164 172V174H163V172H162V176L161 175H159L158 176V174H160L161 173V171H158V172H156L155 171V173H153V175L151 176L150 174V172L151 171H147L149 174H147L146 172H144L147 168H145L144 170H141V168H144V164L143 163H145V162H147L146 163V165L147 164H149V166L151 165V163H149V160H150V162H152V163H154V166H156L155 165V163L156 164H159V167H160V163H158V161H156V159L154 160V159H152V161H151V158H157V157H155V156H157V154L158 155H162V156H164L163 155ZM183 152H185V154L187 155V157H188V154H191V155H189L190 157L189 158H185V154L184 155H182V156H180L181 154ZM244 152V151H243ZM256 152V153H255ZM99 153H101V155H99ZM111 153V152H110ZM114 153V152H113ZM144 155H143V154ZM181 153V154H180ZM194 153V154H193ZM230 153V152H229ZM228 152H227V154H229ZM258 153V154H257ZM263 153V154H262ZM21 154V153H20ZM19 154V155H20ZM83 154V153H82ZM142 154V155H141ZM149 156H148V155ZM156 154V155H155ZM179 154V155H178ZM231 154V153H230ZM244 154V153H243ZM255 154H257V155H255ZM84 156H85V158H86V160L84 161V163L85 164H83V166L81 167V170L79 171V173H78V181H80V183L82 184V185H84L86 182H88L89 180H91V178H94V177H98V171H96L97 169H96V167H94L91 163H88L89 161H88V158H87V154H86V150L84 151V154H83ZM177 155L178 156H180V158L179 157H177ZM143 156V157H142ZM150 156H151V158H150ZM171 156H172V161H171ZM216 156H219V158H217ZM255 159H257V160H253V158ZM259 156V157H258ZM80 157V156H79ZM214 157H216V158H214ZM247 157V158H246ZM248 157H249V159H248ZM123 158V159H124ZM130 158V159H129ZM135 158V159H134ZM141 158V159H140ZM146 158V159H145ZM158 158H160V156L158 157ZM177 158V159H176ZM137 159V160H136ZM161 159V161H163L164 162V160H163V158L161 157L160 158ZM168 159V158H167ZM174 159H176V160H174ZM178 159H180V160H178ZM187 159V160H186ZM190 159H192V160H190ZM240 159V158H239ZM243 159H244V161H243ZM262 159V160H261ZM131 160V161H130ZM134 160V161H133ZM157 160H159V159H157ZM248 160H249V162H248ZM261 160V161H260ZM128 161H130V163L131 164H129V165H127V169H124V167L126 168V164H128L129 162ZM138 161H140L141 162V164H140V162H138ZM154 161V162H153ZM156 161V162H155ZM176 161L177 163H175L176 165L178 164V163H181L180 161H182V163L180 164L181 166L179 167V166H176L175 164H174V162ZM197 161V162H198ZM243 161V164L241 163ZM252 161V162H251ZM128 162V163H127ZM134 162H136V163H138V164H134ZM159 162H160V160H159ZM162 162V163H163ZM168 162V161H167ZM168 162V163H169ZM249 164H247V163ZM88 163V164H87ZM126 163V164H125ZM184 163V164H183ZM190 163V164H189ZM192 163V164H191ZM251 163H253V164H251ZM142 165V166H140V165ZM165 163H163L162 165H164ZM173 164V165H172ZM183 164V165H182ZM242 164V165H241ZM247 164V165H246ZM255 164V165H254ZM257 164V165H256ZM123 165H125L124 167H122ZM139 165V166H138ZM145 165V166H146ZM153 165V164H152ZM161 165V167H162V169H163V166ZM167 165V164H166ZM165 165V166H166ZM175 165V166H174ZM187 165V166H186ZM206 165V164H205ZM251 165H253V167L252 168H249V167H251ZM260 165V166H259ZM263 165V166H262ZM31 165H27L26 166V169L27 170H25V174H23L24 172V169H23V171H22V169H21V171H19L18 169V172H20V173H16L17 175L19 174V176H21V177H30L31 178V176L33 177V175L32 174H30V173H32L31 172ZM87 166V167H86ZM165 166H164V168H165ZM167 166H169V165H167ZM186 168H185V167ZM261 166L263 167L262 168V170H258V169H261ZM130 167V168H129ZM135 167H136V169H138L139 167V169L141 170V172L138 174V172L140 171L139 169V171L138 170H136L135 169ZM177 167H179V169H177ZM1 168H5V167H0V173H4L5 172V170L3 169V170H1ZM152 168V167H151ZM157 168V167H156ZM156 168H152V169H155L156 170ZM182 168V169H181ZM183 168H185L184 170H183ZM7 170L6 171H10L11 173L13 172V170L11 171V170H9L8 168H6ZM148 169H150L149 167H148ZM147 169V170H148ZM166 169H168V168H166ZM247 169H249V170H247ZM256 169V170H255ZM30 170V171H29ZM117 170H119V172L117 171ZM131 170L132 171H135V172H131ZM158 170V169H157ZM182 170V171H181ZM253 171V172H251V174L249 175V171ZM254 170H255V172H257V173H255L254 172ZM26 171H28V172H26ZM154 171V170H153ZM173 171V172H172ZM196 171V170H195ZM194 171V172H195ZM232 171V172H233ZM10 172H7V173H10ZM14 172H16V170H14ZM21 172H23V173H21ZM96 172V173H95ZM137 172V173H136ZM142 172H144L145 174H141ZM201 172V173H202ZM230 172V171H229ZM260 172H261V174H260ZM26 173H28L29 175L27 176V174ZM186 173H187V175H189L190 174V176H191V178H190V176H187L186 175ZM189 173V174H188ZM247 173H248V175H247ZM253 173V174H252ZM5 175H6V172L4 173ZM15 173H13L12 174V176H15L16 175ZM87 174V175H86ZM116 174H112V176H114L115 178H116ZM155 174V175H154ZM199 174V175H198ZM207 174V173H206ZM214 174V175H213ZM229 174V173H228ZM239 174H245V176H243V178H242V176L240 175V177H239ZM259 176H258V175ZM2 175V174H1ZM0 175V176H1ZM5 175H3V176H1L0 177V181H1V178H2V181H5L7 178H8V176H6L5 177ZM23 175H26V176H23ZM66 175V174H65ZM95 175V176H94ZM126 175H128L127 176V178H126ZM148 175H149V177H148ZM158 177H157V176ZM166 176V178H164L165 176ZM178 175H179V173H178ZM178 175H177V177H178ZM198 175V176H197ZM209 175V174H208ZM212 175L213 176H215L214 177V180L213 181H211L210 183H212V182H214V192L213 191H211V192H213V195H215V196H213L214 198H212L213 200L212 201H216V197L217 196H219L220 194L221 195H226V198H229V196L231 197V198H236V196H237V193L239 194V193H241L242 195H243V193H246L247 191H248V189H246L247 191L245 192V190L244 189H242L241 187H239L240 189H242V190H244V192H239V190H238V192L236 193V195L234 196V194H233V196H232V194H230V195H227L226 193H222L221 191H219V189L221 188V186H222V184H223V182L225 183V178L226 177H224V175H226V174H220V173H218V172H216V173H212ZM252 175V176H251ZM62 176H64V175H62ZM201 176H203V177H206V178H203V177H201ZM211 176V175H210ZM212 176V177H213ZM237 176V178H235ZM248 176V177H247ZM262 176H264V174L262 175ZM9 177H11V176H9ZM18 177V176H17ZM16 177V178H17ZM122 177H124L125 179L123 180V178ZM148 177V178H147ZM197 177V178H196ZM210 178V179H213V178ZM239 177V178H238ZM4 178H5V180H4ZM13 178H15V177H13ZM12 178V179H13ZM133 178V179H132ZM162 180H161V179ZM184 178V177H183ZM186 178H189V180L188 179H186ZM201 179L202 180V182H203V184L202 185H205V187L204 186H202L203 188H205L204 190H203V188H202V190L200 191V194H202V196L201 195H199V183H201V182H199L200 180H198V179ZM203 178V179H202ZM217 178V179H216ZM240 178H242V179H240ZM251 178V179H250ZM258 178H260V180L258 179ZM263 178V177H262ZM20 178H17V179H14L13 181H15V180H17V182H18V180H19ZM27 179V178H26ZM120 179V180H119ZM129 179V180H128ZM132 179V180H131ZM139 179V180H138ZM145 179L148 181H145ZM164 179H166V182L164 181V182H162ZM168 179V180H167ZM210 179H207L208 181L210 180ZM239 179V180H238ZM246 179V180H245ZM8 180L10 181V178H8ZM8 180H6L7 182L6 183H9V181ZM76 180V179H75ZM145 182H147V183H145ZM150 180V181H149ZM180 180V179H179ZM179 180L177 181V183L175 184V183H173L172 185L175 187H178L180 184H181V186H185V185H182V183H180L179 184ZM207 180H206V182H207ZM245 180V181H244ZM251 180H253V182L251 181ZM254 180H255V182H254ZM0 182V191L1 190H3L4 191V187L2 188V185H4L5 184V182ZM132 181V182H131ZM134 181V182H133ZM138 181V184L137 183H135V182H137ZM154 181V182H153ZM227 181V180H226ZM261 183H260V182ZM85 182V183H84ZM114 182H116L115 184H114ZM129 182H131V185H129L130 183ZM152 183V184H150V185H148V183ZM205 182V183H206ZM237 182V183H238ZM118 183H119V185H118ZM130 186H127V184ZM136 185V187L137 186H139V188L138 189H136V190H134V187H135V185ZM140 183V184H139ZM145 183V185H143V184ZM208 183V182H207ZM252 185H251V184ZM256 183V184H255ZM2 184V185H1ZM107 184V185H106ZM112 186H117V187H119L120 185L122 186V187H125V188H123V189H125V192L127 191V189H129V188H131V190H129V191H127V192H131L132 191V189L134 190V191H136V192H131V193H127V195H125L124 194V190L123 189H121V190H123V193H122V196L120 197V194H119V192L121 191H118V194L116 195H113V194H105V193H107L108 191H110L111 189H109V188H111V185ZM179 184V185H178ZM213 184V183H212ZM240 184V183H239ZM238 184V185H239ZM255 184V185H254ZM6 185V184H5ZM101 185H103V186H101ZM124 185H126V186H124ZM141 185V186H140ZM149 186V188H148V186ZM154 185V186H153ZM164 185V186H163ZM171 185V184H170ZM208 185H211V184H208ZM7 186V185H6ZM146 186V188H144ZM189 186V185H188ZM97 187H99V188H97ZM101 187V188H100ZM106 187H109V188H107V189H105ZM121 187V188H122ZM127 187H129V188H127ZM135 187V188H136ZM160 187V188H159ZM191 187V188H192ZM207 187H209V186H207ZM212 187V186H211ZM212 187V188H213ZM97 188V189H96ZM103 188V190L105 189V191L106 192H103V190H101ZM152 188V189H151ZM200 188H201V184H200ZM248 188V187H247ZM254 188V189H255ZM109 189V190H108ZM117 189V188H116ZM119 189V188H118ZM117 189V190H118ZM141 189V190H140ZM145 189H148V190H145ZM96 190H97V192H96ZM100 190V191H99ZM108 190V191H107ZM140 191L139 193H138V191ZM154 190V191H153ZM175 189L173 188V190L172 191H174ZM207 190H208V188H207ZM211 190V189H210ZM209 190V191H210ZM241 190V191H242ZM142 191V192H141ZM148 192V193H146V195H145V192ZM168 191V190H167ZM166 191V192H167ZM194 191V190H193ZM249 191H250V189H249ZM249 191H248V194H249ZM250 191V192H251ZM254 191V190H253ZM98 192H102V194L100 193H98ZM203 192V193H202ZM220 192V193H219ZM95 193H97V194H95ZM111 193V192H110ZM140 193H142V194H140ZM155 193V194H154ZM171 193H173V192H171ZM178 193V192H177ZM79 194H81V196L79 195ZM96 196H94V195ZM144 194V195H143ZM168 194V195H167ZM175 194H176V192H175ZM174 194V195H175ZM206 194H208V195H206ZM212 194V193H211ZM211 194H210V196H211ZM251 194H253L255 197H257L254 193H251ZM249 195V198L251 197V199L252 198H254V197H252V195ZM99 195H101L102 197H100ZM157 195V196H156ZM167 195V196H166ZM174 195H172V196H174ZM187 195V194H186ZM185 195V196H186ZM193 195V196H192ZM242 195H240V198L242 197ZM4 196H7V194H5ZM108 198H107V197ZM146 196V197H145ZM154 196H156V197H154ZM171 196V197H172ZM175 196H179L178 194H176ZM197 196V197H196ZM247 197V194L246 195H244L243 197ZM259 196L257 197V198H259ZM78 197V198H77ZM87 197H88V199H87ZM91 197V199L93 198L94 199V201H91V199L89 200V198ZM98 197V198H97ZM135 197H136V199H135ZM145 197V198H144ZM165 197V198H164ZM170 197V198H171ZM239 197V196H238ZM237 197V199H239V200H235V198L234 199H230V201L231 202H233V203H236L237 202V204H240V203H242L243 202V200H245L246 198H243V200H241L240 198H238ZM83 198V199H82ZM96 198V199H95ZM118 198V199H117ZM154 198H157V200L156 199H154V201H153V199ZM163 199V200H160V199ZM179 198V197H178ZM177 198V200L179 201V199ZM204 198V197H203ZM207 198H205V200H207ZM248 197H247V199H248V201L250 200L251 201V199H249ZM85 199H87V200H85ZM174 199V198H173ZM209 199V198H208ZM211 199V198H210ZM255 199V198H254ZM260 199H262L263 200V203H264V197H262V198H259V199H255V200H258V201H260ZM114 200H116V202H118V203H115L114 202ZM139 200V201H138ZM159 200V201H158ZM175 200V199H174ZM176 200V201H177ZM198 200V199H197ZM204 200V199H203ZM202 200V201H203ZM233 200H235V201H233ZM255 200H253L252 199V202L253 201H255ZM262 200H261V202H262ZM84 201H86V202H84ZM113 201V202H112ZM121 202V204H120V202ZM138 201V202H137ZM142 201V202H141ZM143 201L145 202V203H143ZM162 202L163 203V206H162V204H159L158 202ZM199 201V200H198ZM210 201V200H209ZM239 201H241V202H239ZM258 201L256 202L255 201V203L257 204L258 203ZM87 202H88V204H87ZM93 202V203H92ZM99 202V203H98ZM105 203V204H102V203ZM109 202H112V203H109ZM134 202H136V203H134ZM140 202V203H139ZM152 202L153 203H156L157 205H155V204H152ZM182 202H185L184 201V199L182 200ZM181 202V203H182ZM201 202V201H200ZM252 202H249V203H252ZM261 202H259L258 204L260 205V203ZM95 203V204H94ZM107 203H109V206H107L108 204ZM134 205H133V204ZM90 204V205H89ZM93 204V205H92ZM102 204V205H101ZM135 204H137V206L135 205ZM243 204H244V202H243ZM256 205V206H254V205H252V207H251V209H253L254 210V207H256V209H258L259 210V208H261V210H263L262 209V206L260 207L259 205ZM262 204V203H261ZM62 205H63V207H62ZM113 205V206H112ZM124 205H127L126 207L124 206ZM153 205H155L156 206V208L153 206ZM159 205L160 206H162V208L161 207H159ZM240 205H242V204H240ZM264 205V204H263ZM96 206H98V207H96ZM136 208H138V209H136ZM254 206V207H253ZM94 207H96L97 209H98V211H97V209H95ZM113 207V208H112ZM121 207H122V210H121ZM52 208V207H51ZM62 208H64V209H62ZM89 208V209H88ZM93 208V211L91 210ZM134 208V209H133ZM246 208V207H245ZM78 209V210H79ZM88 209V210H87ZM111 209H117V213L116 212H114L113 213V211L110 210ZM119 209V210H118ZM132 210V212L130 211V210ZM164 210L163 212H166V217H165V219H164V217H163V220H162V222H160V220L162 219V214L161 213H163L162 211H161V213H160V210ZM168 209V208H167ZM248 209H250V208H247L246 210L248 211V212H251V209L250 210H248ZM82 210H84L83 211V213H82ZM96 210V211H95ZM114 210V211H115ZM124 210V211H123ZM145 210V211H144ZM178 210V211H177ZM244 210V209H243ZM245 210V211H246ZM256 210L257 212H259V211H261V210ZM50 211V212H49ZM85 211H87L88 213H85ZM92 213H91V212ZM119 211V212H118ZM127 211H130V212H127ZM133 211H137V212H139V213H137V212H133ZM154 211H156L157 213H158V215L159 214H161L160 216H153V218H150V220H151V222L149 221V219H147V217L149 216V217H152V214L154 213ZM173 211H174V209L172 210V213H173ZM182 211V210H181ZM244 211V212H245ZM246 211V212H247ZM93 212H94V214H93ZM146 212H150L149 213V215H147L148 213H146ZM155 212V213H156ZM176 212L178 213L179 212V209L178 208H176ZM176 212L174 211V213H175V215H176ZM247 212V213H248ZM253 212H255V211H253ZM79 213V214H78ZM89 213H91V214H89ZM124 213V214H123ZM127 213V214H126ZM129 213V214H128ZM144 213H146L145 215H144ZM156 213V214H157ZM189 213V212H188ZM261 213H262V219H263V216H264V210H263V212L261 211ZM87 214V215H86ZM92 214L93 215H95V217H93L92 216ZM109 214V215H108ZM140 214V215H139ZM156 214H154V215H156ZM164 214V213H163ZM184 214H185V212H184ZM79 215H81L82 217H79V218H77V216H79ZM99 215V216H98ZM117 215H118V217H117ZM120 215V216H119ZM122 215V216H121ZM142 215H144V217L142 216ZM147 215V216H146ZM178 215V214H177ZM6 216V217H5ZM10 217V218H8V217ZM54 216V217H53ZM70 216V217H69ZM137 216V217H136ZM163 216H165V215H163ZM3 217V218H2ZM45 219H44V218ZM93 217V218H92ZM124 217V218H123ZM148 217V218H149ZM154 217L159 221H157V220H155L154 219ZM160 217H161V219H160ZM17 218V219H16ZM46 218H48V219H46ZM50 218V219H49ZM70 218H72V219H70ZM89 218V219H88ZM108 218V219H107ZM117 218V219H116ZM126 218H127V220H126ZM143 219L142 220V222H141V220L140 219ZM65 219H61V222H59V224H61L62 222H64L65 223ZM76 221H75V220ZM79 219H81V220H79ZM90 219H93L92 220V222L95 220V222L96 221H98V222H96V225H95V222H93L92 224H91V220ZM128 219H130L129 221H128ZM134 219H135V221H134ZM137 219V220H136ZM160 219V220H159ZM6 220H10V221H7L6 222ZM19 220V221H18ZM32 220V219H31ZM63 220V221H62ZM77 220H79V221H77ZM90 220V221H89ZM123 220V221H122ZM127 222H126V221ZM132 220V221H131ZM146 220V222H147V220L151 223V225H149L148 223L149 222H147V226L148 227H145L146 226V224L145 225H143V222ZM193 220V222H194V220L195 219H192ZM17 221V222H16ZM74 221L76 222V224H73L74 223ZM140 223H139V222ZM168 221V220H167ZM190 221V222H189ZM252 221V220H251ZM6 222V223H5ZM29 222V221H28ZM67 222V221H66ZM100 222H101V224H100ZM124 222H126V224H124ZM129 222V223H128ZM136 222V223H135ZM145 222V223H146ZM156 222H158V224H159V226H158V224H157V226H155L156 224L155 223ZM188 222H189V224L192 222L191 220H188ZM31 223V222H30ZM78 223V224H77ZM123 223V224H122ZM153 223L155 224L154 226H152L153 225ZM58 224V225H59ZM63 224V223H62ZM61 224V226H63ZM67 224V223H66ZM93 224L95 225V227L97 226V229L93 226ZM110 224V225H109ZM167 224V223H166ZM198 224V223H197ZM21 225H23L22 227H21ZM29 225V226H28ZM69 225H70V230H69ZM132 225V226H131ZM82 226V225H81ZM93 226V227H92ZM130 226V227H129ZM184 226H186V225H184ZM189 226V225H188ZM193 226H196V225H193ZM199 226V225H198ZM260 226V225H259ZM25 227V228H24ZM49 227V226H48ZM56 227V228H55ZM83 227V228H82ZM81 228L82 229H84V225L82 226ZM140 227H141V229H140ZM143 227V228H142ZM171 227H173V229H171ZM189 227H191V225L189 226ZM263 227V226H262ZM17 228H19V229H17ZM32 228H34L35 230H33ZM54 228V229H53ZM195 228H197V226L195 227ZM199 228V227H198ZM259 228V227H258ZM261 228V227H260ZM15 229H17L16 231H15ZM23 229V230H22ZM55 229H56V231L58 230V233L55 231ZM74 229H76V230H74ZM95 229V230H94ZM155 229H157V232L159 233V230H160V233H162V235L164 236V238H161V235L159 236V234L157 233V232H155ZM159 229V230H158ZM171 229V230H170ZM194 229V228H193ZM192 228H191V231L193 230ZM1 230V229H0ZM21 230V231H20ZM74 230V231H73ZM81 230V229H80ZM96 230H100V232H97ZM135 230V231H134ZM138 230V231H137ZM185 232H187V231H189L190 230V228H188L187 229V231H186V229H185V227H184V229H183ZM196 230L197 229H195V233H194V231H193V234H197V238L199 237V235H198V233H196ZM199 230V229H198ZM197 230V231H198ZM18 231H19V234H17L18 233ZM64 231H66V232H69L68 234H69V236H68V234H67V236L68 237H66V235H65V233H64ZM84 231V232H85ZM93 231L95 232V233H93ZM108 231V232H107ZM115 231V232H114ZM117 231V232H116ZM153 231V232H152ZM162 231V232H161ZM184 231H183V234H185V236L187 237V235H186V233H184ZM191 231H189V232H191ZM201 231V230H200ZM199 231V232H200ZM215 231V230H214ZM262 231V230H261ZM56 232V233H55ZM177 232V233H178ZM202 232V231H201ZM12 233H13V231H12ZM35 233V234H34ZM61 233V236L62 237H64V239L63 238H60L59 240H58V242L57 243H55V240H57L58 239V237L60 236L59 234ZM99 233V234H98ZM100 233H102V234H100ZM108 233H110V234H108ZM111 233H113V234H111ZM114 233H116V234H114ZM157 233V234H156ZM262 233H264V232H262ZM17 234V235H16ZM26 234V235H25ZM93 234V235H92ZM130 234V235H129ZM156 234V235H155ZM188 234V236L191 234V233H187ZM55 235V236H54ZM58 237H57V236ZM104 235V236H103ZM115 235V237H112V236H114ZM122 235V236H121ZM124 235V236H123ZM158 235V237H155V236H157ZM200 237H199V239L200 238H202L203 237V235L200 233ZM15 236V237H14ZM92 236V237H91ZM94 236V237H93ZM96 236V237H95ZM107 236V237H106ZM108 236H110V238L108 237ZM132 236V237H131ZM138 236V237H137ZM175 236H176V238H175ZM13 237H14V239H16V240H14L13 239ZM88 237V236H87ZM117 237H119V238H117ZM184 237V236H183ZM190 237H192V236H190ZM3 238V239H2ZM19 238V239H18ZM101 238H103V239H101ZM112 238V239H111ZM116 240H115V239ZM136 238H139V239H136ZM166 238V239H165ZM185 238V237H184ZM189 238V237H188ZM193 238H195L194 236L191 238V239H193ZM5 239H6V241H5ZM52 239H54V240H52ZM107 239V240H106ZM132 239V240H131ZM135 239V240H134ZM165 239V240H164ZM168 239V240H167ZM198 239V240H199ZM20 240V241H19ZM65 240H67L66 242H65ZM139 240V241H138ZM169 240H171V242H169ZM179 240V239H178ZM187 240V239H186ZM189 240V239H188ZM187 240V241H188ZM196 241V239H193V241ZM262 240H264V236H263V239ZM16 241V242H15ZM42 241V242H41ZM86 240L83 242V247H84V245L86 246V243H88ZM114 241V242H113ZM115 241H117V242H115ZM125 241V242H124ZM134 241V242H133ZM138 241V242H137ZM192 240H191V242H190V240L188 241V242H190V243H192L193 242ZM194 241V242H195ZM5 242V243H4ZM15 242V243H14ZM18 242H20V244H21V249H18L17 247H16V245L18 244ZM40 242V243H39ZM44 242H45V244H44ZM49 242V243H48ZM65 242V243H64ZM81 242H82V240H81ZM101 242H104V243H102L101 245H100V243ZM106 242V243H105ZM135 242L136 243H138V244H135ZM143 242V243H142ZM146 242H147V244H146ZM178 242V243H177ZM188 242H187V244H188ZM193 242V243H194ZM198 242H200L201 243V241L199 240ZM45 245H43V244ZM68 243V242H67ZM113 245H112V244ZM185 243H186V241H185ZM184 243V244H185ZM189 243V244H190ZM11 244V245H10ZM16 244V245H15ZM103 244H105V245H103ZM140 244V245H139ZM142 244V245H141ZM146 244V245H145ZM194 244H198V243H194ZM263 244H264V241H263ZM9 245V246H8ZM43 245V246H42ZM64 245V246H63ZM100 245V246H99ZM110 245H111V247H110ZM167 245H170V247L168 248V246ZM186 245V244H185ZM36 246V247H35ZM77 246V245H76ZM103 246V247H102ZM110 247L111 248V250H108L109 248H107V247ZM114 246V247H113ZM136 246V247H135ZM165 246V247H164ZM187 246V245H186ZM3 247V248H2ZM50 247L52 248V249H50ZM102 247V248H101ZM105 247V248H104ZM147 247V248H146ZM166 247H167V250H168V252H163L164 251V249L166 250ZM171 247H173V249L171 248ZM187 247H189V248H187ZM186 248L189 250V249H192V250H194V249H196L192 244H190V246L188 245ZM16 248V249H15ZM76 248V247H75ZM96 250H95V249ZM100 248V249H99ZM112 248H113V250H112ZM151 248V249H150ZM172 249V252L170 251L171 249ZM194 248V249H193ZM64 249V250H63ZM66 249H67V251H66ZM69 249V250H68ZM102 249V250H101ZM127 249H128V251H127ZM153 249V250H152ZM17 250V251H16ZM48 250H52V254L53 255H50V257L47 259V257H44L45 255H46V253H48ZM91 250H94V251H92L91 253L89 252V251H91ZM106 250V251H105ZM124 252H123V251ZM126 250V251H125ZM149 250V251H148ZM191 250V251H192ZM83 251L81 252V253H83ZM113 251H114V253H113ZM154 251V252H153ZM157 251H156V253H157ZM169 251H170V253H169ZM195 251V250H194ZM193 251V252H194ZM18 252L21 254V256H22V254H24L23 256H22V258H21V256H20V254H18ZM31 252V253H30ZM73 252H75V251H73ZM94 252H97V253H95L94 254V257H96V259L94 260L93 258L94 257H92L93 256V254L92 253H94ZM102 252V253H101ZM107 252V253H106ZM110 252V256L108 255V253ZM127 252H132V254L133 255H131V256H126L127 255ZM49 253H51V251L49 252ZM48 253V254H49ZM104 253H106V255L104 254ZM113 253V254H112ZM119 253V254H118ZM135 253H137V251L135 250ZM137 253V254H138ZM152 253H154V255L152 254ZM197 253V252H196ZM196 253H190L191 254V256H192V254H194L193 256H192V258L191 259H194V257L197 259V261H200V262H202V264H211V259L209 258V256H208V252L206 251L205 253H203V252H201L200 254H196ZM65 254V255H64ZM68 254V253H67ZM71 254V253H70ZM78 254H80L79 256H78ZM87 254V255H88ZM92 256H91V255ZM129 254V253H128ZM131 254V253H130ZM129 254V255H130ZM150 255L149 257H146V255ZM152 254V255H151ZM197 255V257H196V255ZM263 254H264V250H263ZM55 255V256H54ZM105 255V256H104ZM141 255H142V253H141ZM167 255H165V256H167ZM199 255H201V257L199 256ZM203 255V256H202ZM28 256V257H27ZM99 256V257H98ZM107 256V257H106ZM119 256V257H118ZM121 256V257H120ZM135 256H137V255H135ZM135 256H133V257H135ZM158 256H160L159 255V253L157 254V258H159ZM14 257V258H13ZM16 257V258H15ZM66 257H68V259L66 258ZM76 257V258H75ZM88 257H90V259L88 258ZM115 257V258H114ZM164 257V256H163ZM190 257V256H189ZM189 257H188V259H189ZM43 258V259H42ZM66 258V259H65ZM69 258H70V260H69ZM83 258V259H84ZM91 258H92V260H91ZM100 259V261H99V259ZM140 258V255H138V257H136V261H138V259ZM165 258V257H164ZM164 258H162V256H161V260L163 261V259ZM178 258H179V260H178ZM184 259L183 261H184V263H182V261H181V259ZM201 260H200V259ZM37 259V260H36ZM45 259V260H44ZM74 259V260H73ZM75 259H77V260H75ZM98 259V260H97ZM108 259H110L109 261H107ZM121 259V260H120ZM160 259V258H159ZM166 259H164V260H166ZM50 260V261H51ZM79 260V261H78ZM118 260V261H117ZM81 261L82 262H84V263H81ZM106 261V263H104ZM110 261H113L114 263H110ZM134 261V260H133ZM162 261H158L156 264H160L159 262H162ZM190 260H188L187 262H189ZM193 261V260H192ZM192 261H190L191 263H192ZM197 261H195V264H198V263H200V262H198V263H196ZM35 262H37V263H35ZM74 262V263H75ZM109 262V263H108ZM122 262V263H121ZM139 262V261H138ZM137 262V263H138ZM143 262V261H142ZM171 262V261H170ZM90 263V262H89ZM93 263V262H92ZM92 263H90V264H92ZM93 263V264H94ZM130 264H132L131 262H129ZM134 263H136L135 261H134ZM146 263V264H147ZM164 263H168V261H164L163 262V264ZM173 263H175V262H173ZM178 263V262H177ZM53 264H54V262H53ZM56 264V263H55ZM96 264V263H95ZM138 264H141L140 262L138 263ZM145 264V263H144ZM150 264V263H149ZM162 264V263H161ZM169 264V263H168ZM170 264H172V263H170ZM179 264V263H178ZM188 264V263H187ZM190 264V263H189ZM192 264H194V262L192 263ZM201 264V263H200ZM213 264V263H212Z\"/></svg>","mask_w":264,"mask_h":264}]
</instances>
